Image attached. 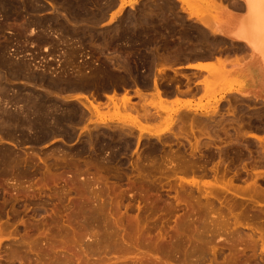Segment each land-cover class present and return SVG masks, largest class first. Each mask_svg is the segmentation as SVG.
I'll return each instance as SVG.
<instances>
[{
    "label": "rangeland",
    "instance_id": "rangeland-1",
    "mask_svg": "<svg viewBox=\"0 0 264 264\" xmlns=\"http://www.w3.org/2000/svg\"><path fill=\"white\" fill-rule=\"evenodd\" d=\"M53 3H51V2ZM60 1V2H59ZM78 1V0H77ZM85 1V2H84ZM92 1V2H91ZM100 1H102V3L101 2H99V0H98V2H97V0H96V3H95V0L93 1V0H79L78 2H75L74 4H75V6H78V9H81V10H83V11H81V14L84 16H82L81 15V18H83V19H81V18H74V19H77L76 21L78 22L80 19H81V21H80V24H81V26H80V24H77V25H75L74 23L75 22H73V21H75V20H73L71 23H67L66 25H68L67 27H70L71 28V31H73V32H76L77 34H75V37L76 36H78V37H81L82 38V40L81 41H83V42H80L79 43V41L78 40H75L74 38H73V40H72V43L73 44H71L70 42L71 41H60L59 42V40L58 39H60L61 38V34H59L58 35V33H55V32H52L51 30H50V32L48 33V31H44V32H42V33H44L45 34V32L47 33V34H49L48 35V37H49V39L47 40V41H37L35 38H37L38 36H39V33L41 32L40 30H41V28H40V26H43V25H45V24H47V23H49V20L51 21H54V19H56V18H60V19H62V16L63 15H65V11H64V9L62 8L63 7V3L61 2V0H56V1H52V0H49V1H47V0H37L36 2H35V5H34V8L37 6L38 8H33L32 10H31V12L33 13V14H31V12L29 13V16H28V18L30 19V20H34V24L32 23V25H30L28 28H26V30H25V32H24V34L26 35V39H27V41H28V43L29 42H31V43H33L32 45L29 43H27V41L25 42V43H23L24 41L21 39V41L20 40H18L13 34L15 33V30H12V29H16V27L15 26H17V24L20 22L19 20V22L18 21H16V20H12V19H9V20H7V23H9V24H7L6 23V20L4 21V19L2 20L1 18H0V23L2 24V26L4 27V30H6V31H4L3 30V32H1L0 33V41H2V43L0 42V44L2 45V44H8L9 43V45H7L8 46V48H10V49H8L7 48V50H8V52H7V50H6V56L8 55L9 56V59H12V60H18L19 59V61L20 60H23V62H27V63H29L28 61H30V63L32 64H30V66H32V67H34L35 69H37L38 70V68L40 69V68H43V69H48L47 71L48 72H51L53 75H57V74H60L61 73V71H62V74L66 71V73L65 74H67V76H69V77H71L72 76V78L74 77V75H73V73L75 74V75H77L76 77L78 78V77H81L82 76V74H84L85 76L86 75H88L87 77H89L88 79H90V80H92L93 79V81L94 82H104V80H105V82H107L108 80L109 81H112V79L114 78H117V77H119L118 79H120L121 78V80L122 81H120V85L122 86V88L120 87V85L118 84L116 87H117V90L115 89V95H114V97L117 95V97H119V95H120V97H122V95H123V93L124 92H127V95H128V97L129 96H131L130 98H132V99H130L129 98V101H130V103H132L131 105L133 106V105H135V104H137L138 102L140 103L141 102V100L143 101V99L144 98H141V97H145V96H143L146 92H147V90H148V92H150V93H152L153 91H154V93L157 91V90H159V89H161V90H163L164 88V90H166V88H167V91L168 92H160V90H159V93H164V94H162V96L163 97H166V98H168V96L170 97L171 95H170V93H173V90H174V87L176 88V87H178L179 88V90L180 91H185V89L188 91H186L189 95V97H191V98H189L188 100V103H187V100H185V102L184 101H182V104H180V103H177V102H173V100H170L169 98V100L168 99H166V101H163L164 102V104H162V105H164L165 106V109L167 110L168 108L169 109H171V108H173L171 111L168 109L167 110V114H169V115H163V113L165 112L166 113V110L165 111H163L164 110V107L163 106H160V104L158 103V105L157 104H155V107H153L154 106V104H151V100L152 99H150V98H147V100H149L148 101V104L150 103V106H152V107H150L147 103V105H146V108H148L147 110H149V111H147V113H148V115H146V117L147 116H149V117H147L148 118V121H147V124H145L146 123V121L145 120H147V118H145V117H143L142 116V114H143V111H144V109L142 110V108H145V106L143 105V103H144V101L145 102H147V100H145L144 99V101H143V103L141 104L142 105V108H141V106H140V104L138 103V105H139V107L141 108H139V107H137L138 108V110H142V112L140 111V113H141V121L142 120H144V121H142V124L143 125H147V128H146V130L149 128V129H151V130H148L149 132H152V133H149L148 131H146V130H144L143 132H142V134H143V136L142 137H140L142 134H141V132H139L138 131V129L136 130V128L133 126V130H131V131H126L125 133H123V135H122V139H121V135L120 134H122V132H124L125 130H126V128H127V126L128 127H132L131 126V122L129 121L130 119V117H132V116H135L136 114L135 113H137V112H133V110H132V113H134V114H132V113H130V112H125L124 110H122V108H118V109H116V110H114L115 108L113 107V104L111 103L112 101L110 100V96L111 97H113L112 95H113V93H114V90H113V88L112 87H109V89L108 88H106V90L105 89H102V90H100L99 92H98V94H99V96L97 97V100H95L96 99V97L94 96V102H93V100H92V98H91V96H89V93H91L92 92V90L94 91L95 89H90V90H74L73 92L71 91L70 93H69V95H68V93H66V94H61V95H67V96H72V97H74V96H76L77 97V99L78 100H83L84 102H85V104L87 103L88 104V106L92 109V104L90 105V102L91 103H93V105H97V104H101V106L102 105H104V106H102V107H99L100 108V111L101 112H98V113H101L100 115H98L97 113H96V116L94 115V117H96V118H94V117H92V119H89V120H85V121H83L84 122V124L82 123V124H80L81 125V130H79L80 129V126H78V130H76V131H78V132H76L77 134H79V133H85L84 131L90 126V128H88L86 131L89 133V132H91L92 130H90L91 128H93L94 127V124L95 123H93V122H96L97 124L98 123H100V124H98V126L97 125H95V127H94V130L93 131H95V128H96V130H99V129H101L100 130V132H101V137H102V139L104 140V144L106 145H108V144H111V146L113 145H118V146H123L122 147V149L123 150H121L120 151V153H122V155H120V153H119V156H118V160L117 161H112V163H108V162H106V160H105V162L106 163H104V162H102V160H92V159H88V157H87V154H83V155H85V158L84 157H82L83 159H84V162H83V166H84V169L86 168H90V166H91V168L90 169H92V170H95V167H93L95 164L97 165V166H99L100 164L99 163H101V169H108L107 171L108 172H110L111 170V172L110 173H112L113 172V170L114 169H118V170H121L122 172H119L118 170H114V171H116V172H113V174H116V173H118L119 172V175H112L111 177L112 178H110V173H109V175H107L105 172H107V171H105L104 172V169L103 170H99L100 168V166L99 167H97L96 168V170L94 171L95 173H93V171L92 170H86V171H84L83 173H82V176H77L76 178L74 177V176H71V174H69L70 172H71V169L70 168H72L73 167V165H74V163H76V162H74V163H71V166L69 167V168H67L68 167V164H70L69 162L67 163V166H63V164H62V167H60V168H58L57 169V171L59 172V173H57V176L58 177H60L59 176V174L62 176V178H61V180L60 179H56L57 177L56 176H54V175H56V173H55V169H54V166H52L53 164V160L51 159V161H50V157L52 158V152H53V146H56V145H60L61 144V142H62V144H61V146H63V147H68L67 149L68 150H71V149H74V146L76 147V145H77V143L79 142V140H78V136H76V137H73L72 139H70L69 141H68V144H67V141L65 142V141H63L60 137H57L58 139H55V138H51L50 137V139H44L41 143L39 142V143H33V145H32V142H30V141H27V143H26V141H22L23 143H20L19 142V144H18V142H16V141H14L13 140V142H12V140H9V139H3V141H2V139H0V147L1 146H3V147H1L0 148V150L2 149V151L4 150V152H7V153H10L11 151V153H12V155H14V156H16V154L17 155H20V156H18L19 158H22V159H24V158H26V156L28 155V154H31L32 152V154H34V151L36 152H38V150H39V153H35V156H37L36 154H38V158L37 157H33L34 155H32L31 157L32 158H30V156H29V158H30V164L29 163H27V165H25L24 166V162H22V164L23 165H21L22 166V168L21 169H25V171L28 173V174H25V172H23L24 174H22L21 175V173L20 174H18V176L16 177L17 179L19 178V180H20V184L18 183L19 181H14V179L15 178H13V177H11V176H13L14 174L9 170V169H7V167H5V170H4V167L3 166H1L0 168H2V170H0V174H2L3 172H5L4 173V175L6 176V175H8V177L6 178V177H4L3 176V174L2 175H0V196H1V198H0V210H2V211H0L1 212V214L0 215H2V216H0V261L2 262L3 260H6L7 259V256L9 257L10 256V254L12 255V253L14 252V253H16L17 251H18V249H17V251L15 252V251H13L14 249H16V245L18 244V246H19V243H20V245H22V247H20L21 248V251L19 250L18 251V253H17V255H16V257H18V262H20L19 260L20 259H22L21 260V262L20 263H16L17 261L15 260V259H17V258H15L13 255L11 256L13 259H14V261H13V263L14 264H21V263H23V264H36L35 262H45L46 261V258H50V261H49V259H47L48 260V262H50L49 264H57V262L56 261H54V260H57L58 261V258L57 257H59L60 255H63V254H66L67 252H66V248H67V250H68V252H69V256H72L73 258H71V257H68L67 258V261L65 262L64 261V264H72L73 262L72 261H74V263L75 264H112V263H115V264H118V262L120 261V262H122L123 264H125L126 262L127 263H134V264H142V262L141 261H143V264H144V262H146V260H148L149 261V263H150V261L153 259L152 257H154V260L156 259L157 261L159 260V261H162V263L161 262H159V264H164V261H165V264H166V262H167V264H177V262L175 263V262H173V259L176 257L177 258V256L178 255H183V253H181L182 252V250H181V252H180V254L179 253H174V249H171L172 247H171V245L172 244H174L173 243V238L174 237H178L179 235H177V234H179V233H177L178 231H179V229L181 230L182 229V226L184 225L183 223L185 222V220L186 219H188L189 217H190V212L188 213V210H186V207L185 206H187L186 204H185V202H187V203H190L189 204V206L190 205H192L193 204V206H192V208L194 209V210H196L197 208L196 207H200L199 209L200 210H198L197 209V211H194V212H200L201 213V208H203V210L205 209V211H206V209H208V206H206L205 207V205L204 206H202V204L204 203V201L205 202H207V203H205V204H209L210 202L209 201H207V200H209L210 199V201L212 200L213 201V203H214V200H215V203L214 204H216L217 202L219 203H221V202H223L224 200H227V198L228 197H230L229 196V194H226L224 191H220L219 190V192L217 193V191H218V189L217 188H219L220 186H222V185H220V182L222 183V182H230L229 184H231V186L233 187V185H232V183L231 182H233V184H234V188H235V185H237L238 186V188H239V186H240V191H241V187H242V190L243 191H241V194H239L238 192H240V191H238L237 189H235L234 190V188H232L230 185V187H231V189L229 188V190H231L232 192L234 191V192H236V198L234 197V200L233 199H230L229 201L227 200L226 201V203L228 204L229 202H231V203H229L230 205H231V207H232V204H235L236 206L235 207H238V210H236V208H234V205H233V209H234V213H236L237 211H239V210H241V211H244V213H243V215H245L246 216V218L244 217V220L243 221H241V223H245V224H247L248 225V227L250 228L251 227V229L253 228V230L252 231H254V232H252V237L254 238H252L253 240L252 241H249V239L247 240V237H245L246 239L243 241V239L242 238H238L237 237V235H235L234 236V234H235V231H234V234L232 233L231 234V232H233L232 230H233V228H231L232 226H233V222H232V220L234 221V219L233 218H230V216H229V214H228V217H225V218H227V222H228V224H227V227H230L231 225V227L228 229L227 228V230L229 231V233H227L228 231L226 230V228H224L223 227V229L225 230H222V231H224V232H222L221 231V229L219 230V232L218 231H216V233L218 232V235L214 232L215 231V228L213 229V232H214V234L215 235H213V236H216V237H213L212 235H207V236H210V237H213V238H215V240H213L212 242H211V244L214 246V245H217V246H215L216 248L218 247V246H221L222 244V248H223V246H224V248L222 249L221 247H219V251H216L215 250V247H214V249H213V253L216 251L217 253L219 252V255L215 252L214 253V255L215 254H217V257L218 258H220V259H215V258H217V257H215L214 256V260H213V262H214V264H216V263H218V264H223V263H220V262H222L223 260H222V258L224 259V253H227L228 254V252H225L226 251V247H228V246H225V245H227L228 243V240L229 239H233V241L236 239V238H238L237 239V242H235V243H237L236 245V247L238 248V250L237 251H239L240 249H239V247L242 245V247H240V248H244L242 251L243 252H245L246 251V254L248 255V257H247V255H246V258H245V253L243 254L242 252H240L242 255H244L243 257H242V255L239 253V252H237V254L239 253L240 254V256L244 259L245 258V260H247L248 261V258H250L249 259V262H245L243 259H242V261L244 262L243 264H247V263H249V264H264V242L261 244V242H262V240H256V239H260V235L262 234L260 231H262V230H264V143L262 142V143H259V142H257L256 140V130H255V126H256V121H257V115H256V102H254V101H252V100H250V99H247V98H244L243 96H241V95H239V94H235V93H231V95L230 94H228L227 96L226 95H223L224 93H225V91H226V89H224V88H222V87H220V88H218L216 85H217V80H213L212 79V81H214V83H212L211 84V87L209 86L210 84V82H206L204 85H203V89L201 90V89H197V90H195L194 91V88H192L193 86H192V82H193V80L195 79V77L190 73V72H187V71H181V70H177V66H179V65H182L188 58H191V56H193L194 54H198V53H202V52H200V50L202 51L203 50V46L201 47V45L196 41V39H198V31H199V29L197 28V27H195V26H193V24L191 23V21L190 20H186V19H184L182 16H180V14H178V6H177V2H175L174 0H148L147 2H145V0L143 1H141V2H137L136 0H132V1H129V2H125V1H123V2H121L120 4H118V0H100ZM113 1H116V3H114ZM136 1V2H135ZM55 2H58L57 3V5H56V3ZM106 2H108L107 3V5L105 4ZM135 4V5H130V6H132L131 8H125V6L124 5H129V4H133V3ZM144 2L146 3V4H144ZM152 2V3H151ZM161 2V3H160ZM168 2V3H167ZM38 3V4H37ZM51 3V4H50ZM61 3V4H60ZM112 3V4H111ZM114 3V4H113ZM151 3V4H150ZM42 4V5H41ZM80 4V5H79ZM88 4H91V5H88ZM93 4V5H92ZM97 4V5H96ZM99 4V5H98ZM105 4V5H104ZM109 4V5H108ZM111 4V5H110ZM141 4V5H140ZM153 4V5H152ZM157 4H158V6H157ZM161 4V5H160ZM50 5H52V6H50ZM55 5V6H54ZM59 5H60V7H59ZM86 5V6H85ZM96 5V6H95ZM100 5H102V6H100ZM112 5H113V7H112ZM157 7H156V6ZM160 5V6H159ZM56 6H58V7H56ZM62 6V7H61ZM91 8H89V7ZM99 6V7H98ZM105 6L107 7L108 6V8H105ZM165 6V7H164ZM56 7V8H55ZM103 7V8H102ZM112 7V8H111ZM120 7H122V8H120ZM150 7V8H149ZM168 7H170V8H168ZM61 8L63 9L62 11L64 12H62L61 11ZM98 8H99V11H98ZM139 8V9H138ZM158 8V9H157ZM160 8V9H159ZM38 11H37V10ZM42 9V10H41ZM95 9H97V10H95ZM121 9V10H120ZM153 9V10H152ZM174 9V10H173ZM33 10H35V12L33 11ZM104 10V11H103ZM101 11V12H100ZM104 13H103V12ZM168 11V12H167ZM96 12H97V14H96ZM154 12V13H153ZM156 12V13H155ZM35 13V14H34ZM88 15H87V14ZM99 13V14H98ZM103 13V14H102ZM144 13V14H143ZM146 13V14H145ZM159 13V14H158ZM93 14V15H92ZM166 14V15H165ZM31 15H33L34 17H32ZM53 15V16H52ZM55 15V16H54ZM59 15V16H58ZM95 15H98L97 17H95ZM101 15H103V16H105V17H103V16H101ZM126 15V16H125ZM131 15V16H130ZM178 15V16H177ZM61 16V17H60ZM86 16H90L91 18L90 19H86L87 17ZM101 16V17H100ZM122 16V17H121ZM160 16V17H159ZM162 16H163V19H162ZM169 16V17H168ZM50 17V18H49ZM93 17H94V19H93ZM98 17H99V19H98ZM124 17H126V18H124ZM137 17V18H136ZM33 18V19H32ZM36 18V19H35ZM40 18V19H39ZM54 18V19H53ZM102 18V19H101ZM173 18V19H172ZM175 18V19H174ZM21 19V18H20ZM37 19H39V20H37ZM48 21H47V20ZM144 19V20H143ZM12 20V21H11ZM22 20V19H21ZM82 20H85V21H82ZM92 20V22H94L93 24H91L90 23V21ZM93 20H95V21H93ZM124 20V21H123ZM128 22H127V21ZM143 20V21H142ZM172 20V21H171ZM181 20V21H180ZM184 20V21H183ZM17 23H15V22ZM41 21H42V23H41ZM51 21V22H52ZM96 21H97V23H96ZM133 21V22H132ZM140 21V22H139ZM161 21V22H160ZM173 21H175V22H173ZM178 21H179V23H178ZM13 22V24L12 25H10L11 23ZM35 22H36V24H35ZM39 22V23H38ZM45 22V23H44ZM47 22V23H46ZM132 22V23H131ZM147 22H149V23H147ZM157 22V23H156ZM167 22V23H166ZM173 22V23H172ZM190 22V23H189ZM4 23V24H3ZM15 23V24H14ZM44 23V24H43ZM96 23V24H95ZM126 23V24H125ZM159 23V24H158ZM72 24V25H71ZM156 24V25H155ZM6 27H5V26ZM35 25V26H34ZM39 25V26H38ZM127 25V26H126ZM129 25V26H128ZM132 25V26H131ZM183 27H182V26ZM9 26V27H8ZM76 26V28H78V29H76V28H74ZM79 26V27H78ZM85 26V27H84ZM133 26H134V28H133ZM40 29H39V28ZM83 27V28H82ZM114 27H115V29H114ZM12 28V29H11ZM29 28H31L30 30H32L31 32H29ZM35 28H36V30H35ZM74 28V29H73ZM88 28H89V30H88ZM146 28V29H145ZM156 28V29H155ZM172 28V29H171ZM181 28V29H180ZM186 28V29H185ZM73 29V30H72ZM76 29V30H75ZM80 29H83L84 30V32H83V30L82 31H80ZM92 29H93V31H92ZM95 29H96V31H95ZM110 29H111V31H110ZM113 29H114V31H113ZM117 29H119L118 31H116ZM149 29V30H148ZM158 29V30H157ZM169 29V30H168ZM183 29V30H182ZM78 30H79V32H78ZM85 30H87V31H85ZM98 30V31H97ZM100 30V31H99ZM135 30V31H134ZM149 31V33H148V31ZM191 30V31H190ZM26 31L27 32H29V33H26ZM90 31V32H89ZM103 31H105L104 33H103ZM108 31V33L110 34V32H111V34L109 35L108 33H106ZM130 31V32H129ZM132 31V32H131ZM137 31V32H136ZM167 31V32H166ZM73 32H72V34H73ZM85 32H87V33H85ZM135 32H136V34H135ZM143 32L145 33L146 32V34L144 35L143 34ZM158 32V33H157ZM171 32V33H170ZM187 32V33H186ZM13 33V34H12ZM36 33V34H35ZM42 33H40V35L42 34ZM52 33V34H51ZM79 33H81V35H78ZM91 33V34H90ZM97 33H99V34H97ZM120 33V34H119ZM134 33V34H133ZM141 33V34H140ZM148 33V34H147ZM23 34V35H24ZM34 34V35H33ZM56 34V35H55ZM108 35V36H106V35ZM113 34H116V35H113ZM124 34H126V36H124ZM132 34V35H131ZM142 34H143V40H141L142 38ZM157 34V35H156ZM176 34V35H175ZM195 34V35H194ZM31 35V36H30ZM36 35V36H35ZM53 35H55V37L53 36ZM90 35V36H89ZM93 35V36H92ZM113 35V36H112ZM135 35V36H134ZM162 35V36H161ZM183 35H185L186 37H184ZM51 36H53V37H51ZM72 36H74V35H72ZM89 36V38H90V40H92V38L94 37V36H96V37H94L93 38V41L95 40L96 42H93V41H90L89 40V38H87ZM101 36H105L104 38L103 37H101ZM113 38H112V37ZM115 36V37H114ZM119 36H121V37H119ZM131 36H132V38H133V41H132V38H131ZM136 36H137V38H136ZM138 36H139V40H138ZM141 36V37H140ZM176 36V37H175ZM30 37L32 38V40H33V38H34V40H33V42L31 41V39H30ZM57 37H59L58 39H57ZM101 37V38H100ZM156 37V38H155ZM174 37V38H173ZM188 37V38H187ZM195 37V38H194ZM52 38V39H51ZM55 38V39H54ZM87 38V39H86ZM101 40H100V39ZM111 39V40H109L108 41V39ZM121 38V39H120ZM134 38H136L135 40H134ZM146 38V39H145ZM152 40H151V39ZM158 38H159V40H158ZM177 39V41H176V39ZM184 38V39H183ZM190 38V39H189ZM53 39H54V41L56 42H54V46H53V43L52 42H50V41H53ZM97 39V40H96ZM99 39V40H98ZM117 39V40H116ZM120 39V42L121 43H118L119 40ZM131 39V40H130ZM145 39V40H144ZM150 39V40H149ZM156 39H157V41H156ZM165 39L166 40H168V41H165ZM183 39V40H182ZM4 40V41H3ZM5 40H6V42L7 43H4L5 42ZM15 40V41H14ZM50 40V41H49ZM74 40H75V42L76 43H74ZM84 40H87V41H84ZM89 40V41H88ZM149 40V41H148ZM99 41V42H98ZM105 41H107V43H104ZM116 41H117V43H116ZM130 41H131V43H130ZM149 43H148V42ZM171 41V42H170ZM175 41V42H174ZM20 44H19V43ZM43 42H45V43H43ZM58 42V43H57ZM63 42V43H62ZM64 42H66V43H64ZM87 43V45H86V43ZM135 44H134V43ZM146 42V43H145ZM218 42V43H217ZM217 48L219 47V48H221L222 46H223V44H222V42L220 43V41H218L217 40ZM17 45H16V44ZM23 43V44H22ZM42 43V44H41ZM71 45H70V44ZM81 43H83L82 45H81ZM92 43V44H91ZM111 43V44H110ZM113 43V44H112ZM116 43V44H115ZM123 43V44H122ZM28 44V45H27ZM36 44V45H35ZM74 44H76L75 46H74ZM78 44V45H77ZM89 44V45H88ZM96 44V45H95ZM106 44H109V46L111 47V50H110V47H108V45H106ZM119 44H121V45H119ZM126 44H128V45H126ZM149 44V45H148ZM152 44V45H151ZM157 44H159L158 46H156ZM197 44V45H196ZM18 45H20V46H18ZM26 45V46H25ZM47 45V46H46ZM51 45V46H50ZM58 45V46H57ZM66 45V46H65ZM68 45H69V47L70 46H72L73 48L75 47V49H76V51L77 52H75L74 53V51H70V50H73V48L72 49H69V47H68ZM87 47H86V46ZM90 45H91V47H90ZM94 45V46H93ZM106 45V46H105ZM116 45V46H115ZM118 45V46H117ZM140 45V46H139ZM146 45V46H145ZM153 45H154V47L156 48V47H158V48H156L155 50H156V52L153 50ZM165 45V46H164ZM172 45H174V46H172ZM220 45V46H219ZM16 46V47H15ZM25 46V47H24ZM84 46V47H83ZM121 46V47H120ZM124 46H125V48H124ZM144 46V47H143ZM148 46V47H147ZM160 46V47H159ZM163 46V47H162ZM182 46V47H181ZM196 46V47H195ZM199 46V47H198ZM19 47V48H18ZM21 47V48H20ZM24 47V48H23ZM30 47V48H29ZM48 47H50V48H52V49H48ZM53 47L55 48V50H56V48L58 47V49L55 51L54 49H53ZM61 47V48H60ZM66 47H68V48H66ZM79 47L82 49H80V51H82L81 52V54H80V52H78L79 50ZM102 47V48H101ZM106 47H108V48H106ZM115 47V48H114ZM123 47V48H122ZM132 47H133V49H132ZM136 47H139V48H136ZM150 47H151V49H150ZM173 47V48H172ZM176 47V48H175ZM195 47V48H194ZM23 48V49H22ZM99 48H100V50H99ZM103 48H104V50L105 51H103ZM113 48V49H112ZM131 48V50L129 51V49ZM142 48V49H141ZM165 48V49H164ZM219 48H218V50H219ZM19 49H20V51H19ZM62 49V50H61ZM69 50L70 51V53L73 55L74 54V57L73 58H71L72 57V55L69 53V51H67V50ZM74 49V50H75ZM86 49H87V51H88V53L86 52ZM90 51H89V50ZM95 49H97L96 51H95ZM102 49V50H101ZM107 49V50H106ZM118 49V50H117ZM121 49H122V51H121ZM126 49H128L127 51H126ZM136 49H138V50H136ZM144 49V50H143ZM146 49V50H145ZM162 49V50H161ZM186 49H187V51H186ZM50 50H51V52H50ZM66 50V51H65ZM84 50V51H83ZM95 51V53H94V51ZM108 50H110L111 51V53H110V51H108ZM115 52H114V51ZM134 50V51H133ZM137 52H136V51ZM141 52H140V51ZM151 50V51H150ZM172 50V51H171ZM184 50V51H183ZM12 51V52H11ZM17 51V52H16ZM63 51L64 52H66L65 53V57L63 56L64 55V53H63ZM116 51H118V53L116 52ZM149 51H150V54H149ZM153 51V52H152ZM161 51H162V53H161ZM167 51V52H166ZM220 51V50H219ZM34 52V53H33ZM37 52V53H36ZM73 52V53H72ZM102 52H104V53H106V54H104V53H102ZM114 52V53H113ZM121 52H123V53H121ZM126 52V53H125ZM127 52H129L128 54H127ZM132 52V53H131ZM136 52V53H135ZM152 52V53H151ZM187 52V53H186ZM189 52V53H188ZM194 53V54H191V53ZM198 52V53H197ZM15 53V54H14ZM19 53V54H18ZM68 53V54H67ZM79 53V54H78ZM84 53V54H83ZM108 53V54H107ZM135 53V54H134ZM143 53V54H142ZM63 54V55H62ZM69 55V56H71V57H68V59H67V55ZM77 56H76V55ZM85 54H87L86 56H87V58H89L90 60H88L87 58H86V56H85ZM89 54V55H88ZM91 54H92V57L90 58L89 56H91ZM101 54H102V56H101ZM109 54H110V56H109ZM113 54H115V55H113ZM116 54L121 58V55H122V58L121 59H123V60H120V58H118V56L116 57ZM121 54V55H120ZM133 55V56H131V55ZM142 54V55H141ZM152 54V55H151ZM161 54V55H160ZM177 54V55H176ZM189 54L191 55L190 57H189ZM13 55H15V56H13ZM38 55V56H37ZM78 55H81V56H78ZM104 55H108L109 56V58H108V56L105 58V56ZM126 55H128V56H126ZM141 55V56H140ZM147 55V56H146ZM154 55V56H153ZM164 55V56H163ZM179 55V56H178ZM185 55V56H184ZM11 56V57H10ZM35 58H34V57ZM40 56H41V58H40ZM95 56V57H94ZM115 56V57H114ZM127 58V61H125V62H127V64L124 62V60H126V58ZM135 56V57H134ZM152 56V57H151ZM157 56H159L160 58H159V60H158V57ZM163 56V57H162ZM166 56V57H165ZM14 57H15V59H14ZM19 57V58H18ZM113 57H114V59H113ZM124 57V58H123ZM129 57H134V58H129ZM168 57V58H167ZM186 57H187V59H186ZM64 58H66V60L64 59ZM69 58H71V59H69ZM74 58H75V60H74ZM99 60H98V59ZM111 58V59H110ZM116 58V59H115ZM138 58V59H137ZM140 58V59H139ZM143 58V59H142ZM149 58V59H148ZM157 58V59H156ZM59 59V60H58ZM91 59H93L92 61H94V62H92V64H93V66L94 65H96V66H94L95 68L97 67H99L98 69L96 68H91V66H92V64L90 65V63H91ZM97 59V60H96ZM101 59V60H100ZM106 59V60H105ZM136 59V60H135ZM161 59V60H160ZM163 59H165V60H163ZM25 60V61H24ZM71 61V64L73 65V63H75V61H76V64H74V67L77 65L78 67L75 69L73 66L71 67V64H70V61ZM85 60V61H84ZM109 60H110V63L112 64V65H114V67L112 66V65H110V63H108L109 62ZM114 60V61H113ZM115 60H117V62L118 63H114V62H116ZM131 60V61H130ZM134 60V61H133ZM157 60V61H156ZM45 61V62H44ZM47 61V62H46ZM63 62V64L65 63V65L63 66V64H62V62ZM66 61V62H65ZM74 61V62H73ZM87 61V62H86ZM96 61H99L98 62V64L100 65V64H102V61L104 62V65H101V66H99L97 63H96ZM134 62V64H133V62ZM142 61V62H141ZM144 61V62H143ZM149 61V62H148ZM154 61V62H153ZM177 61V62H176ZM184 61V62H183ZM68 62V64H70V65H68V64H66ZM101 62V63H100ZM122 62V63H121ZM156 62V63H155ZM61 63V64H60ZM88 63V64H87ZM124 63V64H123ZM140 63V64H139ZM160 63V64H159ZM172 63H174V65L172 64ZM176 63V64H175ZM36 64V65H35ZM60 64V65H59ZM79 64H80V66H79ZM108 66H107V65ZM120 64V65H119ZM156 64H158V65H156ZM167 64V65H166ZM171 64V65H170ZM35 65V66H34ZM50 65V66H49ZM54 66V67H52V66ZM82 65H84V66H82ZM88 65V66H87ZM90 65V66H89ZM110 65V66H109ZM120 67V70H118L119 68H115V67ZM126 67H125V66ZM137 65V66H136ZM139 65H141V66H139ZM151 65V66H150ZM171 67H170V66ZM177 65V66H176ZM39 66V67H38ZM44 66V67H43ZM45 66L47 67V68H45ZM56 66V67H55ZM57 66H58V68H57ZM66 66L68 67V68H66ZM128 66V67H127ZM130 66H132L133 67V69H132V67H130ZM36 67H38V68H36ZM50 67V68H49ZM60 67L61 68H63V70H61L60 69ZM101 67V68H100ZM102 67H103V69H102ZM109 68V70H111L112 68V70H111V72L107 69V68ZM146 67H150V69H146ZM154 67H155V69H154ZM166 69H165V68ZM56 68V70H54ZM66 68V69H65ZM71 68H73V69H71ZM87 68V69H86ZM92 70H91V69ZM127 69V70H125L124 71V69ZM129 68H130V70H129ZM135 68V69H134ZM49 69H52V70H49ZM64 69H65V71H64ZM88 69L90 70L89 72H88ZM101 69V70H100ZM104 69H105V71H104ZM132 69V70H131ZM140 69H144L143 71L141 70L140 71ZM159 69V70H158ZM162 69H164V70H161ZM169 69V70H168ZM172 69V70H171ZM61 70V71H60ZM73 70V71H72ZM76 72H75V71ZM87 70V71H86ZM96 70V71H95ZM135 70V71H134ZM138 70V71H137ZM148 70H150V71H148ZM165 70H166V72H165ZM172 72H171V71ZM53 71H54V73H53ZM57 73H56V72ZM58 71H60L59 73H58ZM70 71H72V72H70ZM93 71V72H92ZM108 71V72H107ZM115 71V72H114ZM121 72V73H119V72ZM130 71V72H129ZM132 71V72H131ZM140 71V72H139ZM151 72V74L150 73H148V72ZM153 71H154V74H153ZM174 71H175V73H177V74H175L174 73ZM79 72V73H78ZM102 72V73H101ZM113 72V73H112ZM123 72V73H122ZM139 72V73H138ZM145 72H146V74H145ZM156 72V73H155ZM159 72H160V74H159ZM184 72V73H183ZM56 73V74H55ZM88 73V74H87ZM90 73H96V76H91V74ZM104 73H105V76H104ZM111 73V74H110ZM128 73V74H127ZM132 73L133 74V76H132V74L130 75V74ZM137 73V74H136ZM144 73V74H143ZM161 73H163V74H161ZM68 74H70V75H68ZM72 74V75H71ZM100 74V75H99ZM114 74H118V76L117 75H114ZM123 74V75H122ZM129 75V76H127V78L128 77H130L129 78V81H128V79L126 78V75ZM139 74V75H138ZM140 74L142 75V76H140ZM156 74V75H155ZM100 77H98V76ZM106 75H108V76H106ZM114 75V76H113ZM125 75V76H124ZM145 75V78L146 79H149V80H147L148 82H147V84H146V79L145 78H143V76ZM102 76V77H101ZM104 76V77H103ZM112 76V77H111ZM116 76V77H115ZM122 76V77H121ZM188 76V77H187ZM98 79H97V78ZM111 78V80H110V78ZM139 77V79H137ZM142 77V78H141ZM151 77V78H150ZM187 77V78H186ZM107 78H108V80H107ZM170 78V79H169ZM178 78H181V79H178ZM190 78V79H189ZM94 79H96V80H94ZM100 79V80H99ZM113 79V80H114ZM125 79V80H124ZM133 79H135L134 81H132ZM155 79V80H154ZM98 80V81H97ZM139 80V81H138ZM150 80H152V81H154V82H156L158 85H159V83L161 84V85H157V84H155L156 86H155V88H157V90H154L155 88L152 86L151 87V84H152V81H150ZM159 81V83L157 82V81ZM125 81V82H124ZM131 81H132V84H130L131 83ZM173 81V82H172ZM211 81V80H210ZM137 82V83H136ZM154 82H153V84L152 85H154ZM188 82H189V84H188ZM18 83V82H17ZM128 83L130 84L129 86H128ZM139 83H140V85H139ZM216 83V84H215ZM134 84V85H133ZM137 84H138V86L140 87L138 90L140 91V90H142L143 89V91L142 92H144L145 91V93H143V95H142V92L140 93V95H141V97H139L140 98V100H139V98H138V96H140V95H137V93H135V90L134 89H136L138 86H137ZM149 84H150V86H149ZM206 84H209V85H206ZM215 84V85H214ZM126 85V86H125ZM131 85H132V87H131ZM144 85H146V86H144ZM149 87H148V86ZM206 85V86H205ZM212 85H213V87H212ZM133 86L135 87L136 86V88H133ZM142 86V87H141ZM160 87V88H158V87ZM163 86V87H162ZM183 86V87H182ZM216 86V87H215ZM116 87H114V88H116ZM170 87V88H169ZM205 87H207V88H205ZM128 88V89H127ZM132 88V89H131ZM142 88V89H141ZM144 88H145V90H144ZM147 88V89H146ZM151 88H154L153 90L151 89ZM171 88H172V90H171ZM178 88H177V90H178ZM181 88H183L182 90H181ZM191 88V89H190ZM206 89V91H205V89ZM110 89H111V91L112 92H110ZM121 89V90H120ZM169 89V90H168ZM105 90V91H104ZM125 90V91H124ZM129 90V91H128ZM130 90H133V92L135 93H133L132 91H130ZM137 90V89H136ZM150 90H152V92L150 91ZM176 90V89H175ZM176 90V91H177ZM204 90V91H203ZM120 91H124V92H121V94H118V93H120ZM169 91H170V93H169ZM172 91V92H171ZM83 92V93H82ZM87 93V95H86V93ZM118 92V93H117ZM191 92V93H190ZM94 92H92L91 93V95L93 94ZM102 93V94H101ZM103 93H104V95H103ZM106 93V94H105ZM112 95H111V94ZM150 93H146L145 95H146V97H147V95H150ZM168 93V94H167ZM223 93V94H222ZM73 94V95H72ZM83 94V95H82ZM98 94H96V95H98ZM109 94V95H108ZM126 94V93H125ZM130 94V95H129ZM132 94V95H131ZM153 94V93H152ZM166 94V95H165ZM221 94V95H220ZM86 95V96H85ZM102 95V96H101ZM106 95V96H105ZM126 95V96H127ZM135 95L137 96V97H135ZM81 96V97H80ZM82 96H83V98H85V99H81L82 98ZM93 96V95H92ZM151 96V95H150ZM108 97V98H107ZM113 97V98H114ZM117 97H115V98H117ZM119 97V98H120ZM145 97V98H146ZM149 97V96H148ZM90 98V99H89ZM99 98V99H98ZM103 98V100H101ZM115 98H114V101L115 102H117L116 100H118V99H116L115 100ZM135 98V99H134ZM136 98H137V100H139V101H136ZM193 98V99H192ZM194 98H196V100L194 101ZM73 99V98H72ZM70 100V102H69V105H74V107L76 106V107H78V106H80L81 107V110H86V108H83V107H85L81 102H79L76 98H74L73 100ZM87 99V100H86ZM75 100V101H74ZM89 100H91V101H89ZM100 102H99V101ZM107 101L106 103H105V101ZM154 100V99H153ZM179 100V99H178ZM73 101H74V103L76 104H74L73 103ZM97 101V103H95ZM102 101H103V103H102ZM108 101H111L110 103H109V105L111 106V108H110V106H108V105H106L107 103H108ZM132 101H136L135 103H133ZM156 101V100H155ZM180 102H181V100H179ZM79 102V103H78ZM83 102V103H84ZM99 102V103H98ZM166 102H167V104H169L168 105V108H166L167 107V105H166ZM217 102V103H216ZM77 103L79 104V105H77ZM153 103H156V102H153ZM173 103V104H172ZM185 105H184V104ZM83 105V107H82V105ZM86 104V105H87ZM100 104H99V106H100ZM171 104V105H170ZM108 107H106V106ZM157 105V106H156ZM181 105H184V106H182V108H180L181 107ZM193 105V106H192ZM135 106H137V105H135ZM160 106V107H159ZM172 106V107H171ZM175 106H177V107H175ZM188 106V107H187ZM196 106V107H195ZM105 107H106V109H109V112H105L104 110H105ZM150 107V108H149ZM156 107H157V109L158 110H156V112H158L159 111V109L161 108V110L163 111V113H161L160 111V113L162 114H157L156 112H152V111H150V109H152V110H154V108L156 109ZM184 107V108H183ZM187 107V108H186ZM79 108V107H78ZM114 108V109H113ZM136 108V109H137ZM177 110H176V109ZM104 111V112H102V110ZM111 109V110H110ZM119 109H121V110H119ZM181 109V110H180ZM146 110V109H145ZM179 110L181 111V112H183V111H185L184 113L186 114H184V116L185 117H187V119H186V122H185V120H183V118H185V117H182L180 114H182V113H180V114H178V116H180V119L181 120H177L176 119V117H178L176 114L177 113H179ZM190 110V111H189ZM197 110V111H196ZM200 110V111H199ZM106 111H108V110H106ZM124 111V112H123ZM175 111V112H174ZM178 111V112H177ZM189 111V112H188ZM86 112H87V110H86ZM145 112V111H144ZM151 112V113H150ZM174 112V113H173ZM198 112H201V113H198ZM215 112V113H214ZM109 113V114H108ZM112 113V114H111ZM116 113V114H115ZM154 113V114H153ZM174 114V116H173V114ZM191 113H195V114H193V115H191ZM196 113H198V114H196ZM213 113V114H212ZM125 114V116H123ZM131 114V115H130ZM137 114H139V112L137 113ZM149 114H151V115H149ZM155 115V114H157L156 116H153V115ZM182 114V115H183ZM112 115V116H111ZM117 117H116V116ZM126 115H129V116H126ZM140 115V114H139ZM163 118L161 121H159L161 118H160V116ZM170 115H171V118H172V120L173 119H175V120H177L178 122H176L175 120H171L170 119ZM175 115H176V117H175ZM206 117H205V116ZM101 117V118H99V117ZM151 116H152V119H150L151 118ZM158 116H159V118H158ZM194 116H197L196 118L194 117ZM210 116V117H209ZM103 117V118H102ZM110 119H109V118ZM111 117H113V118H111ZM121 117V118H120ZM129 117V118H128ZM155 117V118H154ZM175 117V118H174ZM189 117H190V119L193 117L194 119V121L192 120H190L189 119ZM209 117V118H208ZM106 119V121L108 120V122L107 123H109V121H111V122H120L121 123V121L120 120H122V123L124 122L125 123V125H123V124H121V125H123V127L121 126V127H119L118 125L120 124H118V123H116V125L118 126V129L119 128H121V130H120V132L122 131V130H124V131H122L121 133L119 132V130H118V132L120 133V134H118V132H117V130H116V128H117V126L115 125V123H111L112 124V126H116V128H113V129H111V124H106V123H104L105 122V119ZM120 118V119H119ZM144 118V119H143ZM153 118L156 120V122L157 121H159L160 123H156L155 122V120H153ZM166 118V119H165ZM207 118V119H206ZM95 119H101L99 122H97V121H93V120H95ZM117 119H119V120H117ZM129 119V120H128ZM150 119V120H149ZM159 119V120H158ZM167 119H168V121H167ZM125 120V121H124ZM151 120H152V122H151ZM183 120V122H184V124L181 122ZM89 121H91V122H89ZM104 121V122H103ZM129 123V125H126V124H128L127 122ZM164 123H163V122ZM171 121V122H170ZM89 123H92V124H89ZM102 123H104V125L106 124V125H108V126H106V127H109V130H107L108 128H105V126L102 124ZM155 123V124H154ZM171 123H174V124H171ZM178 123V124H177ZM182 124V126H181V124ZM244 123V124H243ZM89 124V125H88ZM102 124V125H101ZM148 124H150V125H148ZM153 124V125H152ZM169 124H170V126L173 128V129H171V127H170V129L168 128L169 127ZM177 124V125H176ZM249 124V125H248ZM253 124V125H252ZM88 127H87V126ZM100 125V126H99ZM167 125V126H166ZM84 126H85V128H84ZM93 126V127H92ZM103 126V127H102ZM124 126L126 127V128H124ZM239 126V127H238ZM253 126V127H252ZM83 127V128H82ZM87 127V128H86ZM100 127V128H99ZM242 127V128H241ZM124 128V129H123ZM130 128H129V130H130ZM134 128H135V131H134ZM238 128H239V131H237L238 130ZM83 129H84V131H83ZM115 129V130H114ZM228 129V130H227ZM237 129V130H236ZM112 130V131H111ZM169 130V131H168ZM235 130V131H234ZM105 131V132H104ZM108 131V132H107ZM133 131V132H132ZM216 131V132H215ZM229 135V137H228V135L225 133V132ZM236 131H237V135L235 134L236 133ZM86 132V133H87ZM103 132H104V134H103ZM128 132H129V136H128ZM137 132V133H136ZM212 132H213V134H212ZM220 132V133H219ZM82 133V134H83ZM85 133V134H86ZM105 133L107 134V135H105ZM108 133H109V136H108ZM131 133V134H130ZM140 133V134H139ZM154 133V134H153ZM216 135H218V138H216L217 136H215V134ZM218 133V134H217ZM232 134V136H231V134ZM245 133V134H244ZM114 134V135H113ZM127 134V135H126ZM134 134V135H133ZM138 134V135H137ZM211 134V135H210ZM225 134V135H224ZM234 134H235V136H234ZM239 134L241 135V136H239ZM243 134V135H242ZM84 135V134H83ZM103 135V136H102ZM111 135V136H110ZM113 135V136H112ZM119 135V137H117ZM125 135V136H124ZM140 135V136H139ZM227 135V136H226ZM116 136V137H115ZM130 136H132V137H130ZM137 136H139L140 137V139L138 140V138L139 137H137ZM147 136V137H146ZM221 136V137H220ZM230 136H231V138H230ZM233 136H234V139H233ZM243 136V137H242ZM111 137V138H110ZM227 137H228V139H227ZM239 139H238V138ZM255 137V138H254ZM137 138V139H136ZM235 138H237L238 140H236ZM243 138V139H242ZM62 141H61V140ZM121 139V140H120ZM128 139V140H127ZM233 139V140H232ZM241 139V140H240ZM249 139V140H248ZM254 139V140H253ZM58 140H60V141H58ZM108 140V141H107ZM135 140V141H134ZM143 140V141H142ZM251 140V141H250ZM2 141V142H1ZM72 141V142H71ZM122 141V142H121ZM126 141V142H125ZM127 141H129V142H127ZM132 141V142H131ZM164 141H165V144H164ZM167 141V142H166ZM229 141H234V142H229ZM16 142V143H15ZM55 142H57V143H55ZM65 144H64V143ZM116 142V143H115ZM121 142V143H120ZM162 142H163V144H162ZM196 142H199V143H197L196 144ZM14 143H15V145H14ZM25 143V144H24ZM43 143V144H42ZM55 143V144H54ZM130 143V144H129ZM140 143V144H139ZM201 143V144H200ZM229 143V144H228ZM242 143V145H240ZM245 143V144H244ZM24 144V145H23ZM31 144V145H30ZM68 146H67V145ZM160 144V145H159ZM237 144V145H236ZM263 144V145H262ZM21 145V146H20ZM74 145V146H73ZM127 145V146H126ZM247 145V146H246ZM52 146V147H51ZM126 146V147H125ZM243 146V147H242ZM263 146V147H262ZM4 147H6L7 148V150L4 148ZM34 147H35V149H34ZM170 147H171V149H170ZM247 147V148H246ZM262 147V148H261ZM51 148H52V150H51ZM71 148V149H70ZM125 148V149H124ZM127 148V149H126ZM192 148H194L193 149V152H196L195 154L192 152ZM196 148V149H195ZM170 149V153H169V150ZM179 149H180V155H183V156H180L178 153H179ZM185 150L186 151V153L188 152V153H190V154H186V153H183L184 151L183 150ZM190 149V150H189ZM197 149H199V150H197ZM32 150H34V151H32ZM41 150H42V152H41ZM48 150V151H47ZM49 150H50V152H49ZM67 150V151H68ZM106 150V151H105ZM105 150L103 151L104 153H106L105 155H102V153L100 154V157L101 156H104L102 159H103V161H104V158L106 159V158H108L107 156H109L110 155V153H109V150H107L106 148H105ZM128 150V151H127ZM152 150V151H151ZM173 150V151H172ZM9 151V152H8ZM45 151V152H44ZM47 151V152H46ZM138 151V152H137ZM178 153H177V152ZM44 152V153H43ZM49 152V154L51 155V156H49V154H46V153H48ZM147 152V153H146ZM181 152H182V154H181ZM193 154H192V153ZM10 153V154H11ZM25 153V154H24ZM40 153L42 154H45V156H47L48 155V157L47 158H49V160H47V158L45 157V159H44V157H43V154H42V156L40 155ZM103 153V154H104ZM108 153V154H107ZM124 153V154H123ZM141 153V154H140ZM177 153V154H176ZM201 153V154H200ZM68 154H69V151H68ZM147 154V155H146ZM150 154V155H149ZM170 154V155H169ZM172 154V155H171ZM186 154V155H185ZM25 155V156H24ZM55 155V154H54ZM141 155V156H140ZM193 155V156H192ZM43 158V160H46V161H43L42 160V158ZM185 156H186V160H185V162L187 163V165H189L188 167H186L185 165H186V163H184V160H181L180 161V159H183V158H185ZM189 156V157H188ZM24 157V158H23ZM139 157V158H138ZM178 157H180V159H179V161L182 163H179L178 162ZM182 157V158H181ZM188 157V158H187ZM29 158H26L25 160H29ZM35 159V161H34V159ZM39 159V160H41L42 161V163H41V161H39L38 160V166H39V169H38V166L36 167V165H37V163H36V161H37V159ZM86 158H87V162H88V160L91 162H88L89 163V165L87 166V162H86ZM121 158H123L122 160H121ZM138 158V159H137ZM191 158V159H190ZM31 159H33V161L36 163V165H35V163L33 164V161L31 160ZM69 159V158H68ZM67 159V160H68ZM187 159H188V161H187ZM27 160V161H28ZM93 162H92V161ZM120 160H121V163H120ZM48 161H50V162H48ZM96 161H98V163L96 162ZM50 163V164H52V165H50V164H48V163ZM61 162V161H60ZM70 162H71V160H70ZM86 162V163H85ZM114 162V163H113ZM117 164H116V163ZM123 162H124V164H123ZM62 163V162H61ZM92 163H94V164H92ZM107 163L109 164V166H107ZM44 164H47V166L48 167H50L49 169H50V171H51V175L53 174V176H51L52 178L53 177H56V178H53V179H56V180H60L59 182H58V184H56V181L54 182V184L52 183V181H53V179H52V181H50V179H51V177H48V179H45V178H47V177H45L46 175L44 174V175H42L43 174V170H44V173H47L48 174V176H50L49 175V173H50V171H49V169H47L48 171H49V173H48V171L46 170V168H47V166L46 165H44ZM115 164V165H114ZM118 164H119V166H120V164L122 165V166H118ZM181 164V165H180ZM184 164V165H183ZM34 165H35V167H34ZM40 165H41V167H40ZM61 165V164H60ZM107 167H106V166ZM110 165H112V168L114 167V166H116V167H114L113 169L112 168H110V171H109V167H111ZM114 165V166H113ZM20 166V167H21ZM28 166H31V167H29V171H28ZM32 166L35 168V170H34V172H35V174L33 173V169H31L32 168ZM42 166H44V169H43V167ZM46 166V167H45ZM83 166H81V168L83 167ZM137 166V167H136ZM141 166H143V167H141ZM184 167L185 166V172H183V169H182V167ZM24 167V168H23ZM51 167H52V169H51ZM63 167H64V169H68V170H63L65 173H61V171H62V169H63ZM94 169H93V168ZM103 167V168H102ZM139 167H141L143 170H140L141 168H139ZM26 168H27V170H26ZM40 168H42L41 170H40ZM99 168V169H98ZM135 168V169H134ZM136 168H137V171H136ZM36 169H38V170H40V172L38 171V170H36ZM54 169V170H53ZM73 169H74V167H73ZM4 170V171H3ZM31 170V171H30ZM52 170H53V173H52ZM139 170V171H138ZM144 170H145V172L147 171V172H149V173H147V174H149V176H151L150 178H145L146 176L145 175H147V174H145V172H144ZM3 171V172H2ZM46 171V172H45ZM72 171H74V170H72ZM100 171H103L104 172V174H103V172H100ZM133 171V172H132ZM140 171H142V172H140ZM9 172H11L12 174H10ZM31 172V173H30ZM41 172H42V174H41ZM69 172V173H68ZM86 172H89V173H86ZM92 172V173H91ZM96 172H99V173H101V174H97ZM130 172V173H129ZM132 172V173H131ZM144 172V173H143ZM30 173V174H29ZM55 173V174H54ZM67 173V174H66ZM72 173V172H71ZM125 174V176H123L124 174ZM137 173H139V174H137ZM34 176H33V175ZM38 174V175H37ZM83 174L84 175H86L85 177H87V175H88V177H93V178H95L94 180L92 179L91 180V183H92V181H94L92 184L95 186V184H96V186L95 187H93V185H88L89 184V182H88V184H85L84 186H86V188L88 189L89 187L90 188H93V190H95V188L98 186V184L96 183L98 180H99V186H100V188L102 187V189H99L98 187L96 188V189H98L97 191L95 190L94 192H98L99 193V191L100 190H102V192H103V194L105 193V195H104V198L105 197H107V199L105 198H103L102 196H100L101 198H98V199H100V201L97 199V198H95V199H97V200H95V201H97L96 202V205H95V207L93 206L94 204H95V202H94V199H92L93 198V196L94 195H92V192H93V190H90L89 191V189L87 190L85 187H83L84 189V191H81L80 193H82V194H78V192H77V190L79 191V186H81L80 185V183H78V182H76V180H81V178L82 177H84L83 176ZM120 174H123L122 176L120 175ZM128 174V175H127ZM137 174V177L136 176H132V175H136ZM142 174V175H141ZM152 174V175H151ZM235 174V175H234ZM30 175V177H28ZM72 175H74V173H72ZM103 177V178H107V179H103L101 176ZM138 175H139V178L140 177H142L143 179H139L138 178ZM143 175H144V177H143ZM20 176H22V180L20 179ZM23 176H26V177H23ZM41 176H42V178L43 179H45L46 181L48 180L49 182H46L47 183V186L48 185H50V188L49 187H47L46 185H45V182L44 181H42L40 178H41ZM69 176H71L70 178L73 180V178L72 177H74L75 179V183H74V187L76 186V184H79V186H77L78 188H73V186H70V187H67L68 185L67 184H69L70 185V178H69ZM76 176V175H75ZM116 176H121V181H122V183L120 182L119 183V186H118V181H115L116 180ZM258 176V177H257ZM15 177V176H14ZM84 177V178H85ZM91 177L89 178V180L91 179ZM132 177H135V179L133 180L134 182L137 180H142L141 181V183H140V181H136L135 183L134 182H132ZM148 177V176H147ZM262 177V178H261ZM6 178V179H5ZM10 178H12V179H10ZM115 180H114V179ZM137 178V179H136ZM253 178H255V179H253ZM256 178H257V180H256ZM40 179V180H39ZM69 179V180H68ZM83 179V178H82ZM85 179H87V178H85ZM96 179H98V180H96ZM153 179V180H152ZM253 179V180H252ZM29 182H31V183H33L34 184V182H38V180H39V182H41L40 183V185H42V183L46 186H44V189H46V188H48L47 189V192H49L48 194H46L47 192L44 190V195L42 194V192L41 191H43V188L41 189V190H37V189H39V188H35L36 186H37V184H39V183H35L34 184V186H33V184H29L30 186H32L33 188H35L34 190H33V188H31L29 185V187L27 186L26 187V185L29 183ZM31 180V181H30ZM71 180V183H73V181ZM88 180V179H87ZM113 180H114V182H113ZM146 180H150V183H149V181H147V182H145ZM63 181H65V182H67L66 183V185H65V182L63 183ZM69 181V182H68ZM183 181V182H182ZM191 183L190 185H189V183ZM216 181H217V183H216ZM252 181H253V183H255L254 185H255V188H257L255 191H253L254 193H256V191H258V184L260 183L261 185H259V189L260 188H262L261 190H259L260 192H263V193H258V195L256 194V196L254 195V193H252V192H249V194L250 195H248V196H251V193L254 195V197H252V199H253V201H251L252 199H249V197H248V199H247V201H250V202H246V200H245V198H247V197H245V196H247L246 194H243V192L245 191H247L245 188H247V187H244V186H248V185H250L251 186V184H252V186H253V183H252ZM18 183V187H19V189L20 190H22L23 191V187H26L25 189H29L28 191H34V192H36V193H33L34 195H35V198H34V196H32L31 195V197L32 198H27L28 196H30V194H32L31 192L29 193V194H27L28 193V191L26 190V192H25V189H24V191L23 192H25V193H23L22 191H17V190H19V189H17V184L16 183ZM116 182H117V185H115L116 184ZM143 182V183H142ZM186 182V183H185ZM192 182H193V184H192ZM196 183V186L194 185L195 183ZM249 182H251L250 184H249ZM14 183L16 184V185H14ZM51 183H52V185H51ZM60 183H62V184H64V185H59ZM136 184V185H134V184ZM151 183H152V185H151ZM245 183H248L247 185L245 184ZM258 183V184H257ZM120 184H122V186L120 185ZM138 184H140V186L138 185ZM213 184V185H212ZM241 184V185H240ZM40 185H38V186H40ZM53 185H57V187L59 186V188H61L62 189V192H61V189H60V191L59 190H57V192L56 191H54V190H56V189H59V188H52V187H55V186H53ZM71 185H73V184H71ZM197 185H198V187H200V188H198L197 187ZM213 186L212 188L215 190V185L216 186H218V187H216V189L217 190H215L216 191V197H217V195H218V197L217 198H215V192H214V190L211 188L210 189V186ZM37 186V187H38ZM62 186L64 187H67V188H62ZM209 188V191H211L214 195H211V196H209V192H208V188ZM237 186H236V188H237ZM12 187H14V188H12ZM16 187V188H15ZM82 187V186H81ZM106 188V190H105V188ZM117 187L119 188V189H117ZM244 187V188H243ZM70 188H71V190H70ZM72 188L73 189H75L74 191L75 192H77V193H75V196L73 195L74 193V191L72 190ZM199 189V190H197V189ZM250 188V187H249ZM252 188V187H251ZM14 189H17L16 191L14 190ZM49 189H53L52 191L51 190H49ZM63 189H65V190H67V189H69L70 190V193L69 194H72L73 196H74V198L72 197L71 198V200L70 199H68V201H67V198H69V197H67V195H68V193H66L65 194V196L63 197L62 196V194L61 193H63ZM106 191V192H104V190ZM120 189H122V190H120ZM219 189H221V188H219ZM86 190H87V192H86ZM119 190L121 191L120 193H122L121 195H119L120 193H119ZM213 190V191H212ZM222 190V189H221ZM238 192H237V191ZM32 191V192H33ZM40 191V194H37L38 192ZM68 191V190H67ZM66 191V192H67ZM92 191V192H91ZM141 191V192H140ZM177 191H179V192H177ZM258 191V192H259ZM46 192V193H45ZM51 192H53V193H51ZM57 193L56 195H58V198H56V195H54L55 196V198H53L54 196L52 195V194H55V193ZM60 192V193H59ZM72 192V193H71ZM93 192V193H94ZM101 192V191H100ZM108 192V193H107ZM175 192H177V193H175ZM201 192H203V193H201ZM208 193V196H207V193ZM244 192V193H245ZM51 193V194H50ZM84 193L87 195V197H88V195H89V197H90V200L88 199V200H86L87 199V197H85L86 195H84ZM95 193V194H96ZM97 193V194H98ZM132 193V194H131ZM134 193V194H133ZM139 193V194H138ZM155 193H157V194H159V196L156 194L155 195ZM180 193V194H179ZM206 193V194H205ZM225 193V194H224ZM25 194V195H24ZM37 194V195H36ZM80 196V198L82 197V195H84V197H85V199L83 200L84 201V205H86L87 206V204H92V205H88L87 207V210L89 209L90 211H87L86 210V206H85V210H86V212H83V213H80V214H78V216L79 215H81V217L83 216V214L84 213H87L86 214V216H85V214H84V216L81 218V220L82 221H80V219H77V218H75V219H77V222L75 221V219H74V222H72V220H71V216L76 212V211H78V210H76V211H74V213H71L72 211H68L69 209H70V207H71V205H72V203H73V205L75 204V205H77L78 204V202L81 200L80 198H79V196ZM90 194H91V196H90ZM100 194V193H99ZM107 194V195H106ZM137 194V195H136ZM140 194L142 195V196H140ZM179 194V198L181 199V200H184V202H182V203H180V202H178V201H181L179 198H177V195ZM183 194V196H181ZM186 194V195H185ZM189 194H190V196H189ZM211 194V193H210ZM41 195V196H40ZM60 195V196H59ZM71 195V196H72ZM76 195L78 196V197H76ZM100 195H102V193L100 194ZM175 195H176V197H175ZM204 195H206V197L207 198H204ZM226 195H228V197L226 196ZM237 195H240V197L239 196H237ZM245 195V196H244ZM37 196H39L40 198H42V197H44V198H42V199H44V200H46L45 201V203H41L42 202V199H40V198H38ZM69 196V195H68ZM158 196V197H157ZM170 196V197H169ZM172 196V197H171ZM224 196H226V198L224 197ZM25 197H26V200H24L25 199ZM67 197V198H66ZM95 197V196H94ZM132 197H133V199H132ZM138 197L139 198H141V199H138ZM159 197L161 198L159 201H158V199H159ZM174 197H175V199L177 198V199H179L178 201H177V199L175 200L174 199ZM181 197H186L185 199H182ZM194 197V198H193ZM208 197H210L209 199H208ZM212 197H214L215 199H213ZM238 197H239V199H238ZM242 197H244V200H243V198ZM36 198L39 200V202H40V205H37V204H39V202H38V200L36 201ZM76 198H77V200H76ZM78 198H79V201H78ZM104 200H108V201H110V203L107 201V204L108 205H106V204H104V203H102V200L103 199ZM158 198V199H157ZM222 198H225V199H223V200H221L220 201V199ZM231 198H232V196H231ZM241 198V199H240ZM3 199H6L5 201H7L6 203H5V201L3 200ZM30 199V200H29ZM31 199H33L34 201H36V202H38V203H35L36 204V206H35V204H32V202H34V201H32ZM57 199H58V201H57ZM60 199H61V201H62V204L64 203H67L66 205H62L61 204V202H59L60 201ZM74 199V200H73ZM131 199V200H130ZM136 199L140 202V205H142V209L140 208L141 206L138 204L139 202H137L136 201ZM205 199H207V200H205ZM218 199H219V201H218ZM65 202H64V201ZM70 200V201H69ZM80 201V202H82L83 203V201ZM92 200V201H91ZM103 200V202H105L106 203V201H104ZM144 200V202L142 203V201ZM156 200V201H155ZM217 200V201H216ZM258 200V201H257ZM4 202V204H2L3 202ZM78 201V202H77ZM87 201V202H86ZM89 201V202H88ZM145 201L146 202H148V203H146V205L148 204V206H146L144 203H145ZM158 201V202H157ZM169 201V202H168ZM189 201V202H188ZM211 201V202H212ZM254 201H256V202H254ZM55 202H59L62 206H64V210L62 209V213L61 212H58L57 210H55V211H57L58 213H60V215H57L59 218H55V219H53L54 218V213H55V211H53L54 210V208L56 207V206H58L57 208L59 209V210H61V208H63V207H61V205L60 204H58V205H54V203ZM70 202V203H69ZM75 202V203H74ZM79 202V203H80ZM91 202V203H90ZM94 202V203H93ZM98 202H101L102 204L100 205V204H98ZM135 202V203H134ZM166 202V203H165ZM178 202V203H177ZM209 202V203H208ZM245 202H246V204H245ZM251 202H254L255 204H250ZM8 203H9V205H8ZM77 203V204H76ZM85 203H87V204H85ZM137 203V204H136ZM142 203V204H141ZM165 203V204H164ZM170 203V204H169ZM192 203V204H191ZM212 203V205H210L209 204V206H213L214 204ZM217 203V205L219 206V205H221V204H218ZM223 203H225V201L223 202ZM225 203V204H226ZM241 203H243V204H241ZM6 204V205H5ZM12 206H11V205ZM42 204V205H41ZM56 204V203H55ZM111 204V207H112V210L111 209H108L107 210V208H109L110 205ZM138 205V207L143 211V209L145 210V211H143V213L142 212H140L141 210L136 206V205ZM227 204H226V206H227ZM228 204V205H229ZM240 204L242 205V206H244V207H242V208H244V210H242L241 208L239 209V207H240ZM16 206L17 207V212L15 213L16 215H14V212L16 211V207L15 208H13L14 206ZM54 205V206H53ZM72 205V206H73ZM75 205L73 206V207H75ZM98 205V206H97ZM106 206V209L104 208V210H103V212H105V210H107V212H108V214H111L112 212L111 211H114L112 214H113V216H112V214L111 215H107V213H105V215L106 216H108L107 218L108 219H110V218H112L111 220H115V218L116 217H114V215L116 216V215H120V217L119 216H117V218H116V223L118 222V221H120V222H118L119 224L121 223V222H124L123 224H126V222H127V226L128 227H130V228H126V225H125V227H124V225H123V229L125 228L126 229V231H128V229H129V231H131V228H133L134 227V229L132 230L133 232H134V234L137 232V229L135 228L136 227V223H133L134 221L136 222H138V221H140V223L138 224V229L140 230L142 227L141 226H143L144 227V221H145V219L147 218L146 216L147 215H145V213H147L146 211H149V207H152L153 206V209H154V211H156V212H153L152 213V215L150 214L149 215V218L150 219H148V220H146L147 222H149V223H145V227H146V225H147V229H148V232H149V230H151V231H153L152 233H154V236H155V234H156V236H155V238L157 237V238H160L159 237V235L161 236V238H162V235L163 236H167V232H168V235L170 236L169 238L171 239V236L173 237L171 240H172V242H170V239L168 238V236H167V238H168V240H169V242H167V238L165 239V237H163L164 238V240H166V242L168 243L167 245H169V246H167V247H170L168 250H170L169 251V253L171 252L173 255L172 256H175L174 258L173 257H171V255L168 253V250L167 249H165L164 251H162L163 253H165V252H167L169 255L167 256V258L168 257H171L170 258V260L172 261L171 263L170 262H168L167 260H169V258L167 259V258H165L166 257V255H163L162 253V256H161V254H159L161 251H159V250H157V247L156 246H154L155 247V249H154V247H152L154 244H153V242L152 241H157V238H156V240H155V238L153 237V235H152V233H146V234H149L150 236H152V238H150V236L148 237L147 235H145V232L147 231L146 229H145V227L143 228L144 230H146L144 233H142V234H139L138 236H141V237H135V235L137 234H135V235H133L134 237H135V241L137 242H132V240H134V238L132 237V238H129L128 237V235L126 234V233H128V232H124L120 227H122V223L120 224V226H119V224L117 223H115V221H114V223H115V226L119 229H117L116 227H114V228H116L115 229V231H114V233H116V230H118L117 231V233L116 234H118L117 235V238H114V240H119V243L116 241V242H112V244L110 243H108L109 245H107V243H106V248L104 247V249H102V250H105L106 251V249H109L108 251H110V247H108V246H110V245H112L111 246V248H114V244L116 243V245L115 246H117V244H119V250H118V247H116V249H115V252L113 253V250L114 249H111L112 250V252L110 251V253L108 254L107 252H103V251H100L101 250V248H102V245H105V243H103L102 245L101 244H98V247H96L95 249L97 250V249H99V247H101L99 250H98V252L95 250H93L94 248L93 247H95V246H97V245H93V244H95V242L98 240V235L102 232V234H104L103 232L105 231V230H108L107 228V225L109 226L110 224L112 225V226H114L112 223V221L111 220H108L107 218H106V216H105V219H106V221L108 220L109 222H110V224H109V222H106V224H105V222H103V224H101L100 223V225L102 226L100 229H102L101 231H98V224H97V228H95V226H93L94 228V230L96 231V229H97V232H98V235H96L97 234V232L95 233V234H91L93 237V240L91 239V238H87L88 237V235H87V233L88 232H90L91 233V229H89L90 231H88V229H86V231L84 230V229H81V232H82V230H83V234L84 235H86V236H84V235H82V236H84V238L82 239V238H80V237H78L77 236V234L79 233V231L80 230H78L77 232H75V233H77L76 235H75V237L77 236V239L75 238V237H72V235H71V239H72V241H71V239H68L69 240V243H68V241L67 242H65L66 240H64V242L65 243H68V244H70L69 246V248H68V245H67V247H65L64 245H63V243H62V245H63V247L65 248H63L62 246V249H63V251H62V249H59V247H60V245H59V247L57 248V249H59L58 250V254H57V257H55L56 255H54V253L56 254L57 253V249L55 250V246H54V244L55 245H58V244H60L61 242H63L60 238H62V233L64 232V228L67 226L66 224H68L69 222V224L68 225H70L71 226V228H72V226L73 225H77L78 224V227H81L82 226V222L84 221V218H90V217H92V215L91 214H93V217H96V214H95V212H94V209H96V208H98V207H100V206ZM150 205V206H149ZM183 205H185V206H183ZM247 205V206H246ZM255 206L254 207V209L255 210H253V208H252V206ZM5 206V207H4ZM11 206V207H10ZM41 206V207H40ZM65 206H66V208L67 207H69V209L66 211V208H65ZM91 206V207H90ZM92 206H93V208H92ZM104 206V207H105ZM109 206V207H108ZM144 206H146V207H144ZM188 206V207H189ZM196 206V207H195ZM226 208V206L223 204V205H221V206H219L220 207V210L223 208V210H221V212L225 215L226 213H225V208ZM4 207V208H3ZM37 207V208H36ZM39 207V208H38ZM77 207V206H76ZM75 207V208H76ZM110 207V208H111ZM136 207H137V209H139L138 211L140 212V214H138V211H137V209H136ZM187 207V209H189ZM195 207V208H194ZM205 207V208H204ZM214 207H215V209H213L216 213H217V210H219V207H218V209L216 208V205H214ZM222 207V208H221ZM246 207V208H245ZM248 207V208H247ZM250 207V208H249ZM2 208V209H1ZM14 209V210H11V209ZM35 208V209H34ZM57 208H55V209H57ZM78 208H79V205H78ZM78 208H76V209H78ZM93 210H92V209ZM146 208V209H145ZM149 208V209H148ZM168 209V211H167V209ZM210 208V207H209ZM213 207H211V209H212ZM261 208H262V210H261ZM11 210L12 211V213L11 212H9L8 210ZM153 209H150V210H153ZM191 209V208H190ZM246 209V210H245ZM260 209V210H259ZM84 210V211H85ZM111 210V211H110ZM167 212H166V211ZM202 210V211H203ZM219 210V211H220ZM236 210V211H235ZM248 210V211H247ZM7 211H8V213H10V214H8L7 213ZM109 211L111 212V213H109ZM161 211H163V212H161ZM213 211V213H211L212 215H210L212 218V220L213 219H215L214 218V216H216L215 215V212ZM218 211V212H219ZM241 211H239V212H241ZM39 212V213H38ZM54 212V213H53ZM56 212V213H57ZM67 212H69V213H67ZM93 212V213H92ZM165 212V213H164ZM186 212V213H185ZM191 213L192 215L194 214L195 215V213ZM247 212V213H246ZM249 212V213H248ZM89 213V214H88ZM115 213V214H114ZM142 213V214H141ZM189 215H188V214ZM197 213V214H198ZM200 213L198 214V219L200 218L201 219V217L202 216H205L204 215V211H203V213H202V216L200 215ZM242 213V212H241ZM261 213V214H260ZM12 214V215H11ZM36 214H38V215H36ZM67 214H68V216H67ZM95 214V215H94ZM186 214V215H185ZM257 214V215H256ZM89 215H91V216H89ZM137 215L140 217V219L142 220V222H141V220L139 219V217L137 218ZM141 215H143L142 216V218H141ZM191 216L188 220L190 221V219H191V223H193L194 221H196L195 219H194V221H193V217H197V215L196 216ZM250 215V216H249ZM56 216V217H57ZM77 216V217H78ZM104 216V215H103ZM109 216H111V217H109ZM146 218H145V217ZM185 217V219H184V217ZM188 216V217H187ZM210 216H209V218H210ZM247 216L249 217V219H247ZM10 217H12V218H10ZM67 217H68V219H67ZM69 217H70V219H69ZM80 217V216H79ZM78 217V218H79ZM114 217V218H113ZM133 217H135V218H137V219H133ZM232 217V216H231ZM243 217V216H242ZM254 217V218H253ZM257 217V218H256ZM120 218L121 219H124V220H120ZM128 219V221H130L129 223L131 224V220L130 219H132L133 221H132V225H130V224H128V221H127V219ZM205 218V217H204ZM228 218L229 219H232V220H230V223H229V220H228ZM50 219H51V222H50ZM184 220V221H181V220ZM202 219H203V217H202ZM52 220H55L58 224H55V226L56 225H58V226H56V227H59L58 229H59V231L61 230V226H62V224H63V228H62V230L60 231V234H59V236L58 235H50L49 233H54L55 231H56V233H57V228L55 229L54 227V224L52 223ZM178 220H180L182 223H180L179 224V221ZM240 220H242L241 218H240ZM247 220V221H246ZM69 221V222H68ZM126 221V222H125ZM178 221V222H177ZM187 221V220H186ZM199 221V220H198ZM31 222L32 223H37V224H39V225H37L36 223H35V225L34 224H32V225H34V226H32L31 227ZM47 222V223H46ZM48 222H50V223H52L51 225H49L48 224ZM54 222V221H53ZM66 222H68V223H66ZM80 222V223H79ZM200 222V221H199ZM262 222V223H261ZM62 223V224H61ZM108 223V224H107ZM175 223H177V224H175ZM195 223H197V221L196 222H194L192 225L194 226V224ZM42 224V225H41ZM61 224V226H59ZM81 224V225H80ZM140 224H142V225H140ZM154 224V225H153ZM183 224V225H182ZM185 224H186V226L188 227V226H190V227H192V228H194L193 226H191L190 224H189V222L187 223V222H185ZM189 224V225H188ZM263 224V225H262ZM37 225V226H36ZM52 225H53V227H52ZM65 225V226H64ZM80 225V226H79ZM104 225H106V227L104 226ZM109 226V228H113L112 226ZM130 225V226H129ZM133 225H135V226H133ZM177 226V228H176V226ZM178 225L180 226V227H178ZM228 225H230V226H228ZM247 225H245V226H247ZM50 226V227H49ZM69 226V227H70ZM139 226H140V228H139ZM148 226H151V227H154V229L152 230V228L150 229V228H148ZM175 227V231H177L176 233V235H175V233L174 232H172L174 229V227ZM185 226V225H184ZM183 226V227H184ZM35 227H37V228H35ZM38 227H39V229H38ZM69 227H68V229L67 230H69ZM100 227V226H99ZM173 227V228H172ZM187 227H184V228H187ZM234 227V226H233ZM33 228L34 229H37V230H35V231H33ZM51 228L54 230V232L53 231H51ZM73 228H74V226H73ZM76 228H77V226H76ZM113 228V229H114ZM219 228V227H218ZM238 228H240V227H238ZM263 228V229H262ZM5 229V230H4ZM99 229V230H100ZM105 229V230H104ZM143 229H141L140 230V232L139 233H141V232H143L144 230ZM172 231H171V230ZM241 229V231L242 232H244L245 230V232L244 233H248V231H249V229L248 228H246V229H244V228H240ZM240 229L238 230V231H240ZM255 229H257V231L258 232H260L261 234H259L257 231H255ZM261 229V230H260ZM71 230V229H70ZM73 230V229H72ZM71 230V231H72ZM123 231V233H121L122 231ZM135 230V231H134ZM138 230V231H139ZM156 230V231H155ZM230 230H231V232H230ZM244 230V231H243ZM63 231V232H62ZM70 231V232H71ZM74 231H76L75 229H74ZM85 231V232H84ZM120 231V233L121 234H119L118 232ZM131 231V232H132ZM158 231H161V232H159V235L157 236V232ZM221 231V232H220ZM69 232V234H71ZM87 232V233H86ZM93 232V231H92ZM100 232V233H99ZM130 232V233H131ZM132 232V233H133ZM165 234H164V233ZM169 232H171V233H169ZM182 232V231H181ZM263 232V231H262ZM65 235L67 234V235H69L68 234V232H66V230H65ZM63 233V234H64ZM72 233H74L73 231H72ZM82 233H80V234H82ZM89 233V234H90ZM125 233V235H124V237L125 238H123L122 236V234H124ZM161 233H163V234H161ZM174 233V234H173ZM221 233V234H220ZM225 233V234H224ZM228 235H227V234ZM244 233H240L239 232V234H241V235H243ZM31 234V235H30ZM58 234V233H57ZM79 234V236H81ZM102 234H100V236L102 237L103 235ZM116 234H114V235H116ZM145 236H144V235ZM170 234H172V235H170ZM182 234V236L184 235V234H186V232H182L181 233ZM180 234V235H181ZM23 237H22V236ZM26 235H30L32 238L30 239V241L33 239V238H35V240H37L36 242H35V240H34V243H35V245L34 246H37L36 247V249L38 248V245L39 244H41L40 245V247L41 248H44V252L42 253V250H41V248L39 247L35 252H38V254L39 253H42V254H40V255H43V256H45L44 255V253L45 252H49V256L48 257H44V258H42L41 257V259H44V260H41V261H39L40 260V258L37 256V254H36V256H33L34 254H35V252L34 253H32L33 252V250H35L34 248V246H32L33 245V243H31V242H33V240L29 243V244H32V245H27V247H26V245H23V243H21V242H23L24 241V243L26 242H28V238L30 237H26ZM61 235V236H60ZM64 235V236H65ZM66 235V236H67ZM73 235V236H74ZM129 235H131V234H129ZM231 235H233V236H231ZM245 235V234H244ZM243 235V236H244ZM20 236L22 237V239L25 237L26 239H28V240H24L23 239V241H21V242H19V238H20ZM52 236V237H51ZM64 236H63V238H64ZM149 238V239H152V240H149V239H146L147 237ZM182 236H180V237H182ZM229 236H231V237H229ZM255 236V237H254ZM263 236H264V233H263ZM55 237L57 238V239H55ZM60 237V238H59ZM89 237H91L90 235H89ZM96 237H98L97 239H96V241H95V239L94 238H96ZM115 237V236H114ZM118 237H119V239H118ZM145 237V238H144ZM176 237V238H177ZM233 237V238H232ZM37 238H41L40 240H38ZM50 238H52L51 240L52 241H50ZM67 238H69V237H67ZM80 238V239H79ZM88 239L87 240V242H89L90 243V240L92 241V242H94L93 244H90V245H93V251L91 250V248L88 246V248L91 250H87V248H85L86 247V245H87V242H85V240L86 239ZM120 238H121V240H120ZM127 238V239H126ZM137 238H140V239H138L139 241L140 240H142L143 242H139L138 240H137ZM144 238V239H143ZM163 238L162 239H160V243H161V240H162V244L160 245V244H158L157 242H156V244L158 245V249H159V246L161 247L160 248V250L162 249H164V248H167V247H165L164 245H166V242H165V244L163 243L164 241H163ZM176 238H175V240H176ZM183 238V237H182ZM235 238V239H234ZM264 238V237H263ZM18 239V240H17ZM42 239H44V240H42ZM49 239V242L47 241V240ZM65 239V238H64ZM79 239V240H78ZM123 239H125V240H123ZM17 240V241H16ZM42 240V241H41ZM81 240H83L82 242H79V241H81ZM124 242H123V241ZM128 240V241H127ZM146 240V241H145ZM148 240H149V242L151 243L152 242V246L150 245V243L148 242ZM249 241V242H251V243H247V241ZM255 240V241H254ZM38 241H41V242H38ZM46 241V242H45ZM60 241V243H58ZM70 241L72 242V243H70ZM120 241H121V243H120ZM126 241V242H125ZM144 241H145V243H147L148 242V246L150 247H148L147 246V244H144ZM159 241V240H158ZM219 241V242H218ZM222 241L223 242H225V243H222ZM227 241V242H226ZM232 241V240H231ZM232 241V243H234ZM236 241V240H235ZM246 241V242H245ZM255 242V243H257V244H255V243H253L252 244V242ZM261 241V242H260ZM14 242H15V244H14ZM44 242H45V244H44ZM50 242L51 243H54L53 244V247L50 245ZM122 242H123V244H122ZM240 242H242V244L240 243ZM38 243V244H37ZM48 243V244H47ZM58 243V244H57ZM80 243H82V245H79ZM88 243V244H89ZM114 243V244H113ZM127 243V244H126ZM138 243H139V245H140V243H141V245L139 246L138 245ZM155 243V242H154ZM170 243V244H169ZM172 243V244H171ZM216 243V244H215ZM218 243V244H217ZM222 243V244H221ZM234 243V244H235ZM37 244V245H36ZM47 244V245H46ZM71 244H73V246L74 247H71ZM122 244V245H121ZM136 244V245H135ZM142 244H144L145 245V247H144V245H142ZM225 244V245H224ZM245 244V245H244ZM259 244V245H258ZM261 244V245H260ZM83 245H85V246H83ZM120 245H121V247H120ZM125 245H126V247H127V249L125 248ZM12 246H13V249H12ZM17 246V247H18ZM25 246V248H26V250H28V252L27 253H24L26 250H25V248H23ZM29 246H31V248L30 249H32V252H29V250L30 249H27V248H29ZM47 246V251H45V247ZM146 246H147V248H146ZM162 246L164 247V248H162ZM173 246V245H172ZM212 246V247H213ZM32 247H34V248H32ZM48 247H49V249H48ZM55 247V248H54ZM60 247V248H61ZM124 247V248H123ZM146 248V249H144V248ZM235 247V246H234ZM255 247V248H254ZM50 248H52L51 249V251H50ZM53 248H54V252H53V254L51 255L50 253L52 252V250H53ZM142 248V249H141ZM246 248V249H245ZM261 248H263V250L261 249ZM12 249V250H11ZM23 249L25 250L24 252H23ZM151 249H154V250H157V251H152ZM182 249H184V248H182ZM222 250V252H220L221 250ZM225 249V250H224ZM49 250V251H48ZM64 250H65V252H64ZM118 252H117V251ZM121 250V251H120ZM124 252H123V251ZM172 250V251H171ZM245 250V251H244ZM252 250H253V252H252ZM257 250V251H256ZM39 251H41V252H39ZM61 251H62V253H61ZM100 251V252H99ZM120 251V252H119ZM228 251V250H227ZM8 252V253H7ZM22 253L24 256H22L21 254H19V253ZM95 252H97V253H95ZM117 252V253H116ZM150 252H152V253H150ZM259 252V253H258ZM31 253V254H30ZM60 253V254H59ZM71 253V254H70ZM92 253H94V254H92ZM106 253V254H105ZM124 253V254H123ZM167 253H165V254H167ZM210 253V252H209ZM256 253V254H255ZM27 254V255H26ZM29 254V255H28ZM118 254H120V255H118ZM156 254H157V256H156ZM227 254H225V255H227ZM21 255V256H20ZM51 255V256H50ZM59 255V256H58ZM68 255V254H67ZM159 255V256H158ZM224 257H223V256ZM254 255V256H253ZM19 256H20V259H19ZM27 256H29L28 258L30 259H28L27 258ZM66 256V255H65ZM64 256V257H65ZM112 256V257H111ZM239 256V257H240ZM22 257V258H21ZM23 257H25L26 259H28V261L26 260V263L23 261L25 258H23ZM38 257V259L36 260V258ZM53 257H55L54 259H53ZM61 257V256H60ZM59 257V258H60ZM63 257V256H62ZM61 257V258H62ZM64 257L62 258V259H64ZM180 256H178V258H179ZM211 257H212V255H211ZM57 258V259H56ZM60 258V259H61ZM152 258V259H151ZM160 258V259H159ZM173 258V259H172ZM177 258V259H178ZM182 258H183V256L181 257V258H179V262H180V264L182 263L181 262V260H182ZM3 259V260H2ZM53 259V260H52ZM59 259V260H60ZM73 259V260H72ZM125 259V260H124ZM150 259V260H149ZM165 259H167V260H165ZM176 259V260H177ZM184 259V258H183ZM64 260H66V259H64ZM153 260V261H154ZM155 260V261H156ZM169 260V261H170ZM175 260V259H174ZM222 260V261H221ZM239 260H240V258H239ZM251 260V261H250ZM34 261V262H33ZM63 261V260H62ZM61 261V262H62ZM125 263H124V262ZM153 261H151V263L153 262ZM156 261V262H157ZM178 261V260H177ZM241 261V262H242ZM48 262L46 263H43V264H48ZM56 262V263H55ZM72 262V263H71ZM119 262V264H122V263H120ZM179 262H178V264H179ZM241 262H239L238 261V264H242ZM73 263V264H74ZM126 263V264H127ZM146 263H148V262H146ZM150 263V264H151ZM40 264H42V263H40ZM58 264H63V263H58ZM153 264H155V262H153ZM156 264H158V263H156ZM184 264V263H183ZM203 264H208L207 262H205V263H203ZM210 264V263H209ZM212 264V263H211Z\"/></svg>",
    "mask_w": 264,
    "mask_h": 264
},
{
    "label": "bare ground",
    "instance_id": "bare-ground-1",
    "mask_svg": "<svg viewBox=\"0 0 264 264\" xmlns=\"http://www.w3.org/2000/svg\"><path fill=\"white\" fill-rule=\"evenodd\" d=\"M36 1H37V0H0V18H1L2 20L4 19V21L6 20V23H7V20H9V19H12V20L14 19V20H16V21H18V20L20 21V22L18 21V22H19L18 24L14 21V22L17 24V26H15L16 29H12V28H11V29H12V30H15V33H14V34L12 33V34H13L18 40H20V41H21V39H22V40L24 41L23 43H25V42L27 41V39H26V35L24 34L26 28H28L30 25H32V23L34 24V20H33V21L30 20L31 18L29 19L28 16H29V13L31 12V10L34 8V5H35V2H36ZM47 1H49V0H47ZM52 1H56V0H52ZM78 1H79V0H78ZM78 1H77V0H61V2L64 4L63 7H62V6H61V7L64 9V11H65V15L62 16V19H60V18H56V19H54V18H53L54 21L51 20V21H52V22H51V21L49 20V23L46 22L47 24H45V25H43V26H40V28H41V30H40L41 32H40V33L44 32V31H48V33H49L50 30H51L52 32L58 33V35H59V34L62 35L60 39H58L59 37H57V39L59 40V42H60V41H66V42H67V41L69 40V41H71L70 43L73 44V43H72L73 38H74V39L76 38L75 40H78L79 43H80V42H83V41H81V40H82L81 37H78V36L75 37V34H77V33H76L77 31H76V32L71 31V28H70V27H67L68 25H66L67 23H71L73 20H75V21H73V22H75V23H74L75 25L80 24L81 19H83V18H81V15H82V14H81V11H83V10L78 9V6H75V4H74L75 2H78ZM82 1H83V0H82ZM89 1H90V0H89ZM93 1H94V0H93ZM109 1H110V0H109ZM121 1L123 2L124 0H121ZM121 1H120V2H121ZM125 1H126V0H125ZM128 1H129V0H128ZM143 1H144V0H143ZM145 1H146V0H145ZM168 1H169V0H168ZM233 1H234V0H233ZM50 2H51V1H50ZM59 2H60V1H59ZM84 2H85V1H84ZM91 2H92V1H91ZM97 2H98V0H97ZM99 2L102 3V1H100V0H99ZM99 2H98V3H99ZM113 2L116 3V1H113ZM117 2H119V0H118ZM140 2H141V1H140ZM51 3H52V2H51ZM51 3H50V4H51ZM55 3H56V5H57L58 2H55ZM78 3H79V2H78ZM95 3H96V0H95ZM103 3H104V2H103ZM103 3H102V4H103ZM107 3H108V2H106L105 4L107 5ZM114 3H113V4H114ZM132 3H133V2H132ZM151 3H152V2H151ZM151 3H150V4H151ZM160 3H161V2H160ZM167 3H168V2H167ZM251 3H252V2H251ZM251 3H250V4H251ZM37 4H38V3H37ZM52 4H53V3H52ZM60 4H61V3H60ZM105 4H104V5H105ZM111 4H112V3H111ZM111 4H110V5H111ZM118 4H120V3H118ZM127 4H128V3H127ZM133 4H134V3H133ZM144 4H146V3L144 2ZM41 5H42V4H41ZM79 5H80V4H79ZM88 5H91V4H88ZM92 5H93V4H92ZM96 5H97V4H96ZM96 5H95V6H96ZM98 5H99V4H98ZM108 5H109V4H108ZM140 5H141V4H140ZM152 5H153V4H152ZM160 5H161V4H160ZM160 5H159V6H160ZM251 5H252V10H251V11H253V12L251 13V15L253 14L252 17L254 18V19H253L254 23L251 22L252 24H250V25H251L250 28H251V30H252V33H251V34H253V36L256 38V34L262 32V27L260 26V25H262V24H261L260 22H261L262 18L264 17V14H262V13L264 12V4L253 2V4H251ZM50 6H52V5H50ZM54 6H55V5H54ZM85 6H86V5H85ZM100 6H102V5H100ZM124 6H125V5H124ZM132 6H133V5H132ZM155 6H156V5H155ZM157 6H158V4H157ZM157 6H156V7H157ZM177 6H178V5H177ZM56 7H58V6H56ZM56 7H55V8H56ZM59 7H60V5H59ZM59 7H58V8H59ZM88 7H89V6H88ZM98 7H99V6H98ZM112 7H113V5H112ZM112 7H111V8H112ZM164 7H165V6H164ZM35 8H38V7L36 6ZM35 8H34V9H35ZM62 8H61V11L63 10ZM89 8H90V7H89ZM91 8H92V7H91ZM91 8H90V9H91ZM102 8H103V7H102ZM105 8H108V6H107V7L105 6ZM120 8H122V7H120ZM149 8H150V7H149ZM168 8H170V7H168ZM92 9H93V8H92ZM138 9H139V8H138ZM157 9H158V8H157ZM159 9H160V8H159ZM36 10H37V9H36ZM41 10H42V9H41ZM95 10H97V9H95ZM120 10H121V9H120ZM152 10H153V9H152ZM173 10H174V9H173ZM33 11L35 12V10H33ZM37 11H38V10H37ZM98 11H99V8H98ZM103 11H104V10H103ZM103 11H102V12H103ZM62 12H63V11H62ZM100 12H101V11H100ZM167 12H168V11H167ZM63 13H64V12H63ZM103 13H104V12H103ZM103 13H102V14H103ZM153 13H154V12H153ZM155 13H156V12H155ZM31 14H33V13L31 12ZM34 14H35V13H34ZM86 14H87V13H86ZM96 14H97V12H96ZM98 14H99V13H98ZM143 14H144V13H143ZM145 14H146V13H145ZM158 14H159V13H158ZM87 15H88V14H87ZM92 15H93V14H92ZM165 15H166V14H165ZM31 16L34 17L33 15H31ZM52 16H53V15H52ZM54 16H55V15H54ZM58 16H59V15H58ZM82 16H83V15H82ZM97 16H98V15H95V17H97ZM101 16H103V15H101ZM101 16H100V17H101ZM125 16H126V15H125ZM130 16H131V15H130ZM177 16H178V15H177ZM261 16H263V17L260 18ZM60 17H61V16H60ZM83 17H84V16H83ZM86 17H87L86 19H90V18H91L90 16H86ZM103 17H105V16H103ZM121 17H122V16H121ZM159 17H160V16H159ZM168 17H169V16H168ZM249 17H250V15H249ZM20 18H21L22 20H21ZM49 18H50V17H49ZM74 18H81V19L77 22V21H76L77 19H74ZM124 18H126V17H124ZM136 18H137V17H136ZM32 19H33V18H32ZM35 19H36V18H35ZM39 19H40V18H39ZM39 19H37V20H39ZM93 19H94V17H93ZM98 19H99V17H98ZM101 19H102V18H101ZM162 19H163V16H162ZM172 19H173V18H172ZM174 19H175V18H174ZM249 19H250V18H249ZM12 20H11V21H12ZM46 20H47V19H46ZM143 20H144V19H143ZM143 20H142V21H143ZM47 21H48V20H47ZM82 21H85V20H82ZM93 21H95V20H93ZM123 21H124V20H123ZM126 21H127V20H126ZM171 21H172V20H171ZM180 21H181V20H180ZM183 21H184V20H183ZM66 22H67V23H66ZM85 22H86V21H85ZM91 22H92V20L90 21V23H91ZM127 22H128V21H127ZM132 22H133V21H132ZM132 22H131V23H132ZM139 22H140V21H139ZM160 22H161V21H160ZM173 22H175V21H173ZM173 22H172V23H173ZM15 23H14V24H15ZM38 23H39V22H38ZM41 23H42V21H41ZM44 23H45V22H44ZM44 23H43V24H44ZM93 23H94V22H92L91 24H93ZM96 23H97V21H96ZM96 23H95V24H96ZM147 23H149V22H147ZM156 23H157V22H156ZM166 23H167V22H166ZM178 23H179V21H178ZM189 23H190V22H189ZM3 24H4V23H3ZM7 24H9V23H7ZM12 24H13V22H12L10 25H12ZM35 24H36V22H35ZM125 24H126V23H125ZM158 24H159V23H158ZM71 25H72V24H71ZM155 25H156V24H155ZM4 26H5V25H4ZM34 26H35V25H34ZM38 26H39V25H38ZM80 26H81V24H80ZM126 26H127V25H126ZM128 26H129V25H128ZM131 26H132V25H131ZM181 26H182V25H181ZM5 27H6V26H5ZM8 27H9V26H8ZM30 27H31V26H30ZM78 27H79V26H78ZM84 27H85V26H84ZM182 27H183V26H182ZM31 28H32V27H31ZM31 28H29V32L32 31V30H30ZM38 28H39V27H38ZM40 28H39V29H40ZM74 28H76V26H75ZM74 28H73V29H74ZM82 28H83V27H82ZM133 28H134V26H133ZM73 29H72V30H73ZM76 29H78V28H76ZM76 29H75V30H76ZM114 29H115V27H114ZM114 29H113V31H114ZM145 29H146V28H145ZM155 29H156V28H155ZM171 29H172V28H171ZM180 29H181V28H180ZM185 29H186V28H185ZM3 30H4V27H3L2 24L0 23V33L3 32ZM35 30H36V28H35ZM82 30H83V29H80V31H82ZM88 30H89V28H88ZM118 30H119V29H117L116 31H118ZM148 30H149V29H148ZM148 30H147V31H148ZM157 30H158V29H157ZM168 30H169V29H168ZM182 30H183V29H182ZM251 30H250V32H251ZM4 31H6V30H4ZM85 31H87V30H85ZM92 31H93V29H92ZM95 31H96V29H95ZM97 31H98V30H97ZM99 31H100V30H99ZM110 31H111V29H110ZM119 31H120V30H119ZM119 31H118V32H119ZM134 31H135V30H134ZM190 31H191V30H190ZM201 31H202V30H201ZM29 32L26 31V33H29ZM72 32H73V34H72ZM78 32H79V30H78ZM83 32H84V30H83ZM89 32H90V31H89ZM104 32H105V31H103V33H104ZM114 32H115V31H114ZM129 32H130V31H129ZM131 32H132V31H131ZM136 32H137V31H136ZM136 32H135V34H136ZM166 32H167V31H166ZM204 32H205V31H204ZM40 33H39V36H38L37 38H35L37 41H47V40L49 39V37H48L49 34H47V33L45 32V34L42 33V34L40 35ZM85 33H87V32H85ZM106 33H108V31H107ZM148 33H149V31H148ZM148 33H147V34H148ZM157 33H158V32H157ZM170 33H171V32H170ZM186 33H187V32H186ZM23 34H24V35H23ZM35 34H36V33H35ZM51 34H52V33H51ZM90 34H91V33H90ZM97 34H99V33H97ZM108 34H109V33H108ZM110 34H111V32H110ZM110 34H109V35H110ZM119 34H120V33H119ZM133 34H134V33H133ZM140 34H141V33H140ZM143 34L145 35L146 32H145V33L143 32ZM143 34H142V37L140 36V37L142 38L141 40H143ZM33 35H34V34H33ZM55 35H56V34H55ZM55 35H53V36L55 37ZM72 35H74V36H72ZM78 35H81V33H79ZM105 35H106V34H105ZM113 35H116V34H113ZM113 35H112V36H113ZM131 35H132V34H131ZM156 35H157V34H156ZM175 35H176V34H175ZM194 35H195V34H194ZM200 35H201V34H200ZM30 36H31V35H30ZM35 36H36V35H35ZM53 36H51V37H53ZM89 36H90V35H89ZM89 36H88L87 38H89ZM92 36H93V35H92ZM106 36H108V35H106ZM112 36H111V37H112ZM124 36H126V34H124ZM134 36H135V35H134ZM161 36H162V35H161ZM183 36L186 37L185 35H183ZM206 36H207V35H206ZM94 37H96V36H94ZM94 37H93V38H94ZM101 37H103V36H101ZM101 37H100V38H101ZM104 37H105V36H104ZM104 37H103V38H104ZM108 37H109V36H108ZM114 37H115V36H114ZM119 37H121V36H119ZM175 37H176V36H175ZM55 38H56V37H55ZM55 38H54V39H55ZM87 38H86V39H87ZM93 38H92V40H90V38H89V40H90V41H93ZM100 38H99V39H100ZM105 38H106V37H105ZM105 38H104V39H105ZM112 38H113V37H112ZM112 38H111V39H112ZM131 38H132V36H131ZM136 38H137V36H136ZM136 38H134V40H135ZM155 38H156V37H155ZM173 38H174V37H173ZM187 38H188V37H187ZM194 38H195V37H194ZM200 38H201V37H200ZM200 38H199V39H200ZM206 38H207V37H206ZM206 38H205V39H206ZM30 39H31V41L33 42L34 38H33V40H32V38L30 37ZM51 39H52V38H51ZM54 39H53V41H50V40H49L50 42L53 43V46L55 45L54 42L57 40V39H56V40L54 41ZM94 39H95V38H94ZM99 39H98V40H99ZM107 39H108V38H107ZM111 39H108V41L111 40ZM120 39H121V38H120ZM120 39L118 40V41H119L118 43H121V42H120ZM145 39H146V38H145ZM145 39H144V40H145ZM150 39H151V38H150ZM150 39H149V40H150ZM175 39H176V38H175ZM183 39H184V38H183ZM183 39H182V40H183ZM189 39H190V38H189ZM203 39H204V38H203ZM214 39H215V38H214ZM214 39H213V40H214ZM58 40H57V41H58ZM75 40H74V43L77 42V41L75 42ZM89 40H88V41H89ZM96 40H97V39H96ZM100 40H101V39H100ZM116 40H117V39H116ZM130 40H131V39H130ZM138 40H139V36H138ZM149 40H148V41H149ZM151 40H152V39H151ZM158 40H159V38H158ZM211 40H212V39H211ZM217 40H218V39H217ZM256 40H257V38H256ZM3 41H4V40H3ZM14 41H15V40H14ZM84 41H87V40H84ZM111 41H112V40H111ZM132 41H133V38H132ZM148 41H147V42H148ZM156 41H157V39H156ZM165 41H168V40L165 39ZM176 41H177V39H176ZM200 41H202V40H200ZM203 41H204V40H203ZM206 41H207V40H206ZM218 41H219V40H218ZM257 41H258V40H257ZM0 42L2 43V41H0ZM7 42H8V41H7ZM7 42H6V40H5L4 43H7ZM66 42H64V43H66ZM93 42H96V41L94 40ZM98 42H99V41H98ZM168 42H169V41H168ZM170 42H171V41H170ZM174 42H175V41H174ZM216 42H217V41H216ZM216 42H215V43H216ZM222 42H223V41H222ZM18 43H19V42H18ZM23 43H22V44H23ZM27 43H28V41H27ZM29 43H30L31 45L33 44V43H31V42H29ZM29 43H28V44H29ZM43 43H45V42H43ZM55 43H56V42H55ZM57 43H58V42H57ZM62 43H63V42H62ZM67 43H68V42H67ZM70 43H69V44H70ZM77 43H78V42H77ZM79 43H78V44H79ZM85 43H86V42H85ZM96 43H97V42H96ZM104 43H107V41H105ZM116 43H117V41H116ZM116 43H115V44H116ZM130 43H131V41H130ZM133 43H134V42H133ZM145 43H146V42H145ZM148 43H149V42H148ZM217 43H218V42H217ZM217 43H216V46L218 45ZM220 43H221V42H220ZM15 44H16V43H15ZM19 44H20V43H19ZM25 44H26V43H25ZM28 44H27V45H28ZM41 44H42V43H41ZM71 44H70V45H71ZM78 44H77V45H78ZM82 44H83V43H81V45H82ZM91 44H92V43H91ZM110 44H111V43H110ZM112 44H113V43H112ZM122 44H123V43H122ZM134 44H135V43H134ZM199 44H200V42H199ZM203 44H204V43H203ZM203 44L201 45V47L203 46ZM261 44H262V43H261ZM7 45H9V43H8V44H2V45L0 44V139H2V141H3V139H9V140H12V142H13V140H14V141L18 142V144H19V142H20V143H23L22 141H26V143H27V141H30V142H32V145H33V143H35V144H36V143H39V142L41 143L44 139H50V137H51V138H55V137H56L55 139H58L57 137H60L63 141L66 142L67 140L69 141V140L72 139L73 137L78 136V140H79V142L77 143L76 147L73 145V146H74V149H71V148H70L71 150H68V149H69V148H68L69 146L67 145V144H68V141H67V144H66V145L68 146V147H67L68 149H67L66 147L61 146V144H62L61 141H62V140H61V139H60L61 141L58 140V141L61 142V144H60V145L53 146V148H54V149H53V152L51 151L53 156H52V158L50 157V161H51V159L53 160V163H52L53 165L50 164V163H48V162H50V161L47 162L48 164L54 166V169L56 170L55 173H56V172H57V173L60 172L59 170H58V171H59V172H58L57 169L60 168V167H62V164H63V166L65 167V166H67V163L69 162L70 164H68V167H67V168H69V167L71 166V163L76 162V163H74V165H73L74 169H73L72 166H71L72 168H70V169H71V172L74 173V175H72L71 172H70V173L68 172L69 174H71V176H74L75 178H76L78 175H79V176H82V173H83L84 171H86V170H88V171H89V170H92V169H90L92 165L90 166L89 169H88V168H87V169L85 168L86 170L84 169V166H85V165L83 166L84 159L82 158V157L85 158V155H83L84 153L87 154L88 159H92V160H99V159H100V160H102V162H104V163H106V162H108V163H109V162L112 163V161H114L116 158H117V159H116L115 161H117V160L119 159L118 156H119L120 151L123 150V149H122L123 146H122V147H121V146H118V145H114V146L112 145V146H111L112 143H111V144H108V145H107V144L105 145V144H104V140H105V139H104V140L102 139V137H101V132H100V130H101L102 128L99 129V130H96V128H95V131H93L95 125L98 126V124H100V123L97 124L96 122H93V123H95V124H94V127L92 126L93 128L90 129V130H92V129H93V130H92L91 132H89V133L87 132V131H88L87 129L90 128V126L88 127L87 125H86V126L88 127V128L86 127V128H87V129H86L87 131H86V130L84 131V129H83V131H84L85 133L87 132L86 134L83 133V132H82V133H83L84 135H83L82 133H79V134L76 133V132H78V131H76V130H78V129H77L78 126H80V129H79V130H81V125H80V124H82V123L84 124L83 121H85V120H89V119H92V117H94V115L96 116V113H97L98 115H100L101 113H98V112H101L99 107H102V106H104V105L101 106V104L99 103V102H100L99 100H98V101H99L98 103L100 104V106H99V104H97V105H93V103L90 102V105L92 104V105H91V106H92V109H91V108L88 106L87 103H86L87 105L85 104L86 101L84 102L83 100H78L76 96L72 97V96L61 95V94H66V93H68V92L70 93L71 91L73 92L74 90H80V91H81V90H85V91H86V90H90V89H95L94 91L92 90V92H94V93L92 94L93 96L91 95L92 92L89 93V96H91V98H92V97L94 98V96H95V97H96L95 100H97V97L99 96L98 92H99L100 90H102V89H105V90H106V88L109 89V87H112L113 90H114V93H113V95H112L111 93H110V94L114 97V95L116 94V93H115V92H116L115 89L117 90V87H116V86L120 83V81H122L121 78H120V79H118L119 77H117V78H115V79L113 78L114 80L112 79V81H109L108 78H107V80H108L107 82H105L106 79L104 80V82H94L93 79H92V80L88 79V78H89V77H87V76L89 75L88 73H87L88 75L85 76L84 74H82V76H81V77H78V78L76 77L77 75H75L76 73H75V74L73 73L74 77L72 78V76L69 77V76H67V74H65L66 71L70 68V67L68 68L67 66H66V68H68V69L65 71V69H66V68H65V69H64L65 72H64L63 74H62V71H61V70H63V68L60 67V69H61V70H60L61 73H60V74H57V75H53L51 72H48V71H47L48 69H46V70L43 69V68H40V69H39V68H38L39 66H38V67H36V68H38V70H37V69H35L34 67L30 66V64L32 63V62L30 63V61H28L29 63H27V62H23V60H20V61H19V59L16 60V61H15V60H12V59H9V56H8V55L6 56V50H7V48H8ZM16 45H17V44H16ZM33 45H34V44H33ZM35 45H36V44H35ZM75 45H76V44H74V46H75ZM86 45H87V43H86ZM86 45H85V46H86ZM88 45H89V44H88ZM95 45H96V44H95ZM106 45H108V47H110L109 44H106ZM106 45H105V46H106ZM119 45H121V44H119ZM126 45H128V44H126ZM148 45H149V44H148ZM151 45H152V44H151ZM158 45H159V44H157L156 46H158ZM196 45H197V44H196ZM209 45H210V43H209ZM211 45H212V44H211ZM9 46H10V45H9ZM18 46H20V45H18ZM25 46H26V45H25ZM25 46H24V47H25ZM46 46H47V45H46ZM50 46H51V45H50ZM57 46H58V45H57ZM65 46H66V45H65ZM72 46H73V45H72ZM72 46L69 47V45H68L69 49H72V48H73ZM93 46H94V45H93ZM115 46H116V45H115ZM117 46H118V45H117ZM121 46H122V45H121ZM121 46H120V47H121ZM139 46H140V45H139ZM145 46H146V45H145ZM164 46H165V45H164ZM172 46H174V45H172ZM212 46H215V45H214V42H213V45H212ZM219 46H220V45H219ZM232 46H233V45H232ZM237 46H238V45H237ZM15 47H16V46H15ZM24 47H23V48H24ZM54 47H55V46H54ZM54 47H53V49L55 50ZM68 47H66V48H68ZM71 47H72V48H71ZM83 47H84V46H83ZM86 47H87V46H86ZM90 47H91V45H90ZM108 47H106V48H108ZM143 47H144V46H143ZM147 47H148V46H147ZM159 47H160V46H159ZM162 47H163V46H162ZM181 47H182V46H181ZM195 47H196V46H195ZM195 47H194V48H195ZM198 47H199V46H198ZM223 47H224V46H223ZM233 47H234V46H233ZM241 47H242V46H241ZM18 48H19V47H18ZM20 48H21V47H20ZM23 48H22V49H23ZM29 48H30V47H29ZM49 48H50V47H48V49H49ZM60 48H61V47H60ZM81 48H82V47H81ZM81 48L79 47V49H78V50H79L78 52H80V54H81V52H82V51H80ZM101 48H102V47H101ZM114 48H115V47H114ZM122 48H123V47H122ZM124 48H125V46H124ZM136 48H139V47H136ZM156 48H158V47H156ZM156 48H155L154 45H153V50H154L155 52H156V50H157ZM172 48H173V47H172ZM175 48H176V47H175ZM205 48H207V47H205ZM216 48H217V47H216ZM218 48H219V47H218ZM221 48H222V47H221ZM221 48H219V50H221ZM224 48H225V47H224ZM8 49H10V48H8ZM50 49H52V48H50ZM57 49H58V47L56 48V50H57ZM74 49H75V47L73 48V50H70V51H74V53L77 52L76 49H75V50H74ZM112 49H113V48H112ZM132 49H133V47H132ZM141 49H142V48H141ZM150 49H151V47H150ZM155 49H156V50H155ZM164 49H165V48H164ZM56 50H55V51H56ZM61 50H62V49H61ZM66 50H67V49H66ZM66 50H65V51H66ZM81 50H82V49H81ZM88 50H89V49H88ZM96 50H97V49H95V51H96ZM99 50H100V48H99ZM101 50H102V49H101ZM106 50H107V49H106ZM110 50H111V47H110ZM110 50H108V51H110ZM117 50H118V49H117ZM127 50H128V49H126V51H127ZM130 50H131V48L129 49V51H130ZM136 50H138V49H136ZM136 50H135V51H136ZM143 50H144V49H143ZM145 50H146V49H145ZM161 50H162V49H161ZM204 50H205L206 52H207V50H208V52H209V49H207V50L204 49ZM204 50H202V51H204ZM212 50L214 51V49H212ZM219 50H218V52H219ZM237 50H238V49H237ZM19 51H20V49H19ZM67 51H69V50H67ZM70 51H69V53H70ZM83 51H84V50H83ZM89 51H90V50H89ZM93 51H94V50H93ZM95 51H94V53H95ZM103 51H105L104 48H103ZM113 51H114V50H113ZM121 51H122V49H121ZM131 51H132V50H131ZM133 51H134V50H133ZM139 51H140V50H139ZM150 51H151V50H150ZM150 51H149V54H150ZM171 51H172V50H171ZM183 51H184V50H183ZM186 51H187V49H186ZM202 51L200 50V52H202ZM205 51H204V52H205ZM213 51H210V52H213ZM221 51H222V50H221ZM235 51H236V50H235ZM7 52H8V50H7ZM11 52H12V51H11ZM16 52H17V51H16ZM50 52H51V50H50ZM86 52L88 53L87 49H86ZM114 52H115V51H114ZM114 52H113V53H114ZM116 52L118 53V51H116ZM136 52H137V51H136ZM136 52H135V53H136ZM140 52H141V51H140ZM152 52H153V51H152ZM152 52H151V53H152ZM166 52H167V51H166ZM215 52H217V51L215 50V51H214V54H215ZM225 52H226V51H225ZM33 53H34V52H33ZM36 53H37V52H36ZM63 53H64V55H63V54H62V55L65 57V53H66V52L63 51ZM72 53H73V52H72ZM102 53H104V52H102ZM110 53H111V51H110ZM121 53H123V52H121ZM125 53H126V52H125ZM128 53H129V52H127V54H128ZM131 53H132V52H131ZM135 53H134V54H135ZM161 53H162V51H161ZM186 53H187V52H186ZM188 53H189V52H188ZM190 53H191V52H190ZM194 53H195V52H194ZM194 53H191V54H194ZM197 53H198V52H197ZM14 54H15V53H14ZM18 54H19V53H18ZM67 54H68V53H67ZM67 54H66V55H67ZM70 54H71V53H70ZM78 54H79V53H78ZM83 54H84V53H83ZM104 54H106V53H104ZM107 54H108V53H107ZM123 54H124V53H123ZM134 54H133V55H134ZM142 54H143V53H142ZM142 54H141V55H142ZM203 54H204V53H203ZM203 54H202V55H203ZM207 54H208V53H207ZM218 54H219V53H218ZM71 55H72V54H71ZM75 55H76V54H75ZM86 55H87V54H85V56H86ZM88 55H89V54H88ZM113 55H115V54H113ZM120 55H121V54H120ZM130 55H131V54H130ZM133 55H131V56H133ZM141 55H140V56H141ZM151 55H152V54H151ZM160 55H161V54H160ZM176 55H177V54H176ZM195 55L197 56V54H195ZM216 55H217V54H216ZM219 55H220V54H219ZM240 55H241V54H240ZM244 55H246V54H244ZM13 56H15V55H13ZM37 56H38V55H37ZM76 56H77V55H76ZM78 56H81V55H78ZM101 56H102V54H101ZM104 56H105V58H106L108 55H107V56L104 55ZM109 56H110V54H109ZM109 56H108V58H109ZM117 56H118V55L116 54V57H117ZM126 56H128V55H126ZM146 56H147V55H146ZM153 56H154V55H153ZM163 56H164V55H163ZM163 56H162V57H163ZM178 56H179V55H178ZM184 56H185V55H184ZM190 56H191V55L189 54V57H190ZM199 56H201V54H200ZM204 56H205V54H204ZM217 56H218V55H217ZM217 56H216V57H217ZM225 56H226V55H225ZM10 57H11V56H10ZM15 57H16V56H15ZM15 57H14V59H15ZM33 57H34V56H33ZM68 57H71V56L67 55V59H68ZM73 57H74V54L72 55L71 58H73ZM89 57L91 58V57H92V54H91V56H89ZM94 57H95V56H94ZM114 57H115V56H114ZM114 57H113V59H114ZM124 57H125V56H124ZM124 57H123V58H124ZM134 57H135V56H134ZM134 57H132V58H134ZM151 57H152V56H151ZM157 57H158V60H159L160 57H159V56H157ZM165 57H166V56H165ZM191 57L193 58V56H191ZM223 57H224V56H223ZM226 57H227V56H226ZM233 57H234V56H233ZM233 57H232V58H233ZM235 57H236V56H235ZM18 58H19V57H18ZM34 58H35V57H34ZM40 58H41V56H40ZM71 58H69V59H71ZM86 58H87V56H86ZM118 58H120V57L118 56ZM121 58H122V55H121ZM121 58H120V60H123V59H121ZM125 58H126V57H125ZM129 58H131V57H129ZM132 58H131V59H132ZM167 58H168V57H167ZM192 58H191V59H192ZM227 58H228V57H227ZM227 58H226V59H227ZM236 58H237V57H236ZM64 59L66 60V58H64ZM87 59L90 60L89 58H87ZM97 59H98V58H97ZM97 59H96V60H97ZM110 59H111V58H110ZM115 59H116V58H115ZM137 59H138V58H137ZM139 59H140V58H139ZM142 59H143V58H142ZM148 59H149V58H148ZM156 59H157V58H156ZM186 59H187V57H186ZM191 59H190V60H191ZM233 59H234V58H233ZM239 59H241V58H239ZM58 60H59V59H58ZM71 60H72V59H71ZM74 60H75V58H74ZM92 60H93V59H91V63H90V65L92 64V62L95 61V60H94V61H92ZM98 60H99V59H98ZM100 60H101V59H100ZM105 60H106V59H105ZM135 60H136V59H135ZM160 60H161V59H160ZM163 60H165V59H163ZM215 60H216V59H215ZM217 60H218V59H217ZM219 60H221V59L219 58ZM224 60H225V58H224ZM224 60L222 59V62H221V63H223V65L225 64V63H224V62H225ZM227 60H228V59H227ZM231 60H232V59H231ZM24 61H25V60H24ZM66 61H67V60H66ZM66 61H65V62H66ZM69 61H70V60H69ZM76 61H77V60H76ZM76 61H75V63H73V65L71 64V61H70L71 67H72V66L74 67V64H76ZM84 61H85V60H84ZM113 61H114V60H113ZM115 61H116V62H114V63H118L117 60H115ZM125 61H127V58H126V60H124V62H125ZM128 61H129V60H128ZM128 61H127V62H128ZM130 61H131V60H130ZM133 61H134V60H133ZM133 61H132V62H133ZM156 61H157V60H156ZM233 61H234V63H236V62H235V59H234ZM44 62H45V61H44ZM46 62H47V61H46ZM61 62H62V61H61ZM73 62H74V61H73ZM86 62H87V61H86ZM98 62H99V61H96L97 64H98ZM127 62H125V63L127 64ZM141 62H142V61H141ZM143 62H144V61H143ZM148 62H149V61H148ZM153 62H154V61H153ZM176 62H177V61H176ZM183 62H184V61H183ZM94 63H95V62H94ZM94 63H93V64H94ZM100 63H101V62H100ZM108 63H110V60H109ZM121 63H122V62H121ZM155 63H156V62H155ZM232 63H233V62H232ZM60 64H61V63H60ZM60 64H59V65H60ZM62 64H63V62H62ZM66 64H68V62H67ZM70 64H68V65H70ZM87 64H88V63H87ZM93 64H92L91 68H92V67L95 68L94 66H96V65L93 66ZM123 64H124V63H123ZM133 64H134V62H133ZM139 64H140V63H139ZM159 64H160V63H159ZM172 64L174 65V63H172ZM175 64H176V63H175ZM226 64H227V63H226ZM31 65H32V64H31ZM35 65H36V64H35ZM35 65H34V66H35ZM64 65H65V63L63 64V66H64ZM90 65H89V66H90ZM98 65H99V64H98ZM101 65H104V62H103V61H102V64H100L99 66H101ZM106 65H107V64H106ZM110 65H112V64L110 63ZM110 65H109V66H110ZM114 65H115V64H114ZM114 65H112V66L114 67ZM119 65H120V64H119ZM156 65H158V64H156ZM166 65H167V64H166ZM170 65H171V64H170ZM170 65H169V66H170ZM191 65H192V64H191ZM191 65H190V66H191ZM221 65H222V64H221ZM233 65H236V64H233ZM49 66H50V65H49ZM51 66H52V65H51ZM79 66H80V64H79ZM82 66H84V65H82ZM87 66H88V65H87ZM107 66H108V65H107ZM116 66H117V65H116ZM124 66H125V65H124ZM136 66H137V65H136ZM139 66H141V65H139ZM150 66H151V65H150ZM176 66H177V65H176ZM190 66H189V67H190ZM193 66H194V65H193ZM214 66H215V65H214ZM226 66H227V65H226ZM226 66L224 65L223 67H226ZM43 67H44V66H43ZM52 67H54V66H52ZM55 67H56V66H55ZM75 67L77 68L78 66L76 65ZM75 67H74V68H75ZM125 67H126V66H125ZM127 67H128V66H127ZM130 67H132V66H130ZM170 67H171V66H170ZM45 68H47V67L45 66ZM49 68H50V67H49ZM57 68H58V66H57ZM76 68H75V69H76ZM78 68H79V67H78ZM91 68H90V69H91ZM96 68H97V67H96ZM96 68H95V69H96ZM98 68H99V67H98ZM98 68H97V69H98ZM100 68H101V67H100ZM106 68H107V67H106ZM115 68H119L118 70H120V67H118V66L115 67ZM147 68H148V67H146V69H147ZM164 68H165V67H164ZM206 68H207V66H206ZM212 68H213V67H212ZM217 68L220 69L218 66H217ZM217 68H216V69H217ZM71 69H73V68H71ZM86 69H87V68H86ZM102 69H103V67H102ZM107 69L109 70V68H107ZM112 69H113V68H112ZM112 69H111V70H112ZM127 69H128V68H127ZM127 69L125 68L124 71L127 70ZM132 69H133V67H132ZM132 69H131V70H132ZM134 69H135V68H134ZM148 69H150V67H149ZM154 69H155V67H154ZM165 69H166V68H165ZM213 69H214V68H213ZM216 69H215V70H216ZM49 70H52V69H49ZM54 70H56V68H55ZM91 70H92V69H91ZM100 70H101V69H100ZM111 70H109V71L111 72ZM129 70H130V68H129ZM141 70H142V69H140V71H141ZM143 70H144V69H143ZM143 70H142V71H143ZM155 70H156V69H155ZM158 70H159V69H158ZM160 70H161V69H160ZM162 70H164V69H162ZM162 70H161V71H162ZM168 70H169V69H168ZM171 70H172V69H171ZM171 70H170V71H171ZM177 70H178V69H177ZM231 70H232V69H231ZM60 71H58V73H59ZM72 71H73V70H72ZM72 71H70V72H72ZM74 71H75V70H74ZM86 71H87V70H86ZM89 71H90V70L88 69V72H89ZM95 71H96V70H95ZM104 71H105V69H104ZM127 71H128V70H127ZM134 71H135V70H134ZM137 71H138V70H137ZM140 71H139V72H140ZM148 71H150V70H148ZM148 71H147V72H148ZM178 71H179V70H178ZM182 71H183V70H182ZM208 71H209V69H208ZM218 71H220V70H218ZM232 71H233V70H232ZM55 72H56V71H55ZM75 72H76V71H75ZM92 72H93V71H92ZM107 72H108V71H107ZM114 72H115V71H114ZM118 72H119V71H118ZM129 72H130V71H129ZM131 72H132V71H131ZM139 72H138V73H139ZM165 72H166V70H165ZM171 72H172V71H171ZM201 72H202V71H201ZM212 72H213V71H212ZM212 72L209 71V74H212V76L210 75L212 78L208 75V76H209L208 78H210V79L208 80V82H210V83H209L210 85H209V84H206V85H209L210 87H211V84L214 83L215 80H217L216 76L219 77V76H218L219 73H218L217 71H216V72H213V73H212ZM220 72H221V71H220ZM222 72H223V71H222ZM53 73H54V71H53ZM56 73H57V72H56ZM56 73H55V74H56ZM78 73H79V72H78ZM101 73H102V72H101ZM112 73H113V72H112ZM119 73H121V72H119ZM122 73H123V72H122ZM148 73L151 74V72H148ZM155 73H156V72H155ZM166 73H167V72H166ZM174 73H175V71H174ZM183 73H184V72H183ZM229 73H230V72H229ZM90 74H91L92 77H93V76H96V73H90ZM110 74H111V73H110ZM127 74H128V73H127ZM129 74H130V73H129ZM131 74H132V73H131ZM131 74H130V75H131ZM136 74H137V73H136ZM143 74H144V73H143ZM145 74H146V72H145ZM153 74H154V71H153ZM159 74H160V72H159ZM161 74H163V73H161ZM175 74H177V73H175ZM213 74H214V75H213ZM233 74H234V73H233ZM68 75H70V74H68ZM71 75H72V74H71ZM99 75H100V74H99ZM114 75H117V76H118V74H114ZM114 75H113V76H114ZM122 75H123V74H122ZM125 75H126V74H125ZM125 75H124V76H125ZM138 75H139V74H138ZM146 75H147V74H146ZM155 75H156V74H155ZM89 76H90V75H89ZM97 76H98V75H97ZM104 76H105V73H104ZM104 76H103V77H104ZM106 76H108V75H106ZM127 76H129V75H126V78H127ZM132 76H133V74H132ZM140 76H142V75L140 74ZM227 76H229V75H226V78H227ZM98 77H99V76H98ZM101 77H102V76H101ZM111 77H112V76H111ZM115 77H116V76H115ZM121 77H122V76H121ZM147 77H148V76H147ZM147 77H146V78H147ZM187 77H188V76H187ZM187 77H186V78H187ZM96 78H97V77H96ZM99 78H100V77H99ZM109 78H110V77H109ZM129 78H130V77L127 78L128 81H129ZM141 78H142V77H141ZM143 78H145V75L143 76ZM146 78H145V79H146ZM150 78H151V77H150ZM213 78H215V79H213ZM222 78H223V77H222ZM230 78H231V75H230ZM232 78H233V77H232ZM97 79H98V78H97ZM137 79H139V77H138ZM169 79H170V78H169ZM178 79H181V78H178ZM189 79H190V78H189ZM211 79H213L214 81H212ZM220 79H221V78H220ZM227 79H229V78H227ZM233 79H234V78H233ZM94 80H96V79H94ZM99 80H100V79H99ZM110 80H111V78H110ZM124 80H125V79H124ZM134 80H135V79H133L132 81H134ZM139 80H140V79H139ZM139 80H138V81H139ZM147 80H149V79H146V81H145L146 84H147V82H148ZM154 80H155V79H154ZM204 80H205V79H204ZM210 80H211V81H210ZM230 80H232V79H230ZM97 81H98V80H97ZM132 81H131L130 84H132ZM150 81H152V80H150ZM156 81H157V80H156ZM225 81H226V80H225ZM17 82H18V83H17ZM124 82H125V81H124ZM129 82H130V81H129ZM153 82H154V81H152V84H153ZM157 82L159 83V81H157ZM172 82H173V81H172ZM205 82H206V81H205ZM205 82H203V84H204ZM220 82H221V81H220ZM228 82H229V80H228ZM136 83H137V82H136ZM226 83H227V82H226ZM235 83H236V82H235ZM130 84L128 83V86H129ZM152 84H151V87L153 86V87L155 88V86H156L155 84H157V83L154 82V85H152ZM188 84H189V82H188ZM215 84H216V83H215ZM215 84H214V85H215ZM220 84H221V83H220ZM229 84H233V83H231V81H230ZM119 85H120V84H119ZM133 85H134V84H133ZM139 85H140V83H139ZM157 85H158V84H157ZM159 85H161V84L159 83ZM159 85H158V86H159ZM201 85H202V84H201ZM206 85H205V86H206ZM125 86H126V85H125ZM137 86H138V84H137ZM144 86H146V85H144ZM147 86H148V85H147ZM149 86H150V84H149ZM149 86H148V87H149ZM158 86H157V87H158ZM216 86H218V85H216ZM216 86H215V87H216ZM228 86H231V85H228ZM114 87H116V88H114ZM120 87L122 88L121 85H120ZM131 87H132V85H131ZM141 87H142V86H141ZM160 87H161V86H160ZM160 87H158V88H160ZM162 87H163V86H162ZM182 87H183V86H182ZM198 87H199V86H198ZM202 87H203V86H202ZM212 87H213V85H212ZM133 88H136V86H135V87L133 86ZM139 88H140V87L138 86V87L136 88L137 90L134 89V90H135V93H137V95H140V93L143 91V89L141 88L142 90H140V91H141V92H140V91L138 90ZM154 88H151V89L153 90ZM167 88H168V87H167ZM167 88H166V90H164L165 88H164L163 90H161L162 88L159 89V90H160V92H161V91H162V92H163V91H164V92H165V91L168 92V91H167ZM169 88H170V87H169ZM177 88H178V87H176V88L174 87L173 93H170V91H169V93H170V95H171L172 97H174L173 94H174V95H175V94L177 95V93H178V95H179V92H181V91L179 90V88H178V90H177ZM192 88H194V87H192ZM199 88H201V87H199ZM205 88H207V87H205ZM205 88H204V89H205ZM230 88H231V87H230ZM127 89H128V88H127ZM131 89H132V88H131ZM146 89H147V88H146ZM149 89H150V88H149ZM149 89H148V90H149ZM175 89H176L177 91H176ZM182 89H183V88H181V90H182ZM186 89H187V88H186ZM186 89H185V91L183 90L184 92L182 91L183 93L181 92L182 94H180V95H183V96H184V94L186 95L185 92L188 90V89H187V90H186ZM190 89H191V88H190ZM197 89H198V88H197ZM197 89H195V90H197ZM202 89H203V88H202ZM227 89H229V88L227 87ZM105 90H104V91H105ZM113 90H112V91H113ZM120 90H121V89H120ZM144 90H145V88H144ZM148 90H147V92H146L147 94L150 93V92H148ZM152 90H150V91L152 92ZM154 90H157V88H155ZM159 90H157L155 93H154V91H153V92H152L153 94L150 93L151 96H150V95H147V97H146V95H145L146 93H145V91H144V92H142V95H143V93H145L143 96H145L146 98H145V97H141V95L138 96V98L141 97V98H144L145 100H147V98H150V99H152V100H151V104H154L153 107H155V104L158 105V103H159L160 106H163V107H164V110H163V109H162V110L165 111V110H166V109H165V106L162 105V104H164L163 101H166V99H168V98L171 99V98H170L171 96H170V97L168 96V98L163 97L164 95L162 96V94H164V93H162V94L159 93ZM168 90H169V89H168ZM171 90H172V88H171ZM195 90H194V91H195ZM198 90H199V89H198ZM90 91H91V90H90ZM112 91H111V89H110V92H112ZM124 91H125V90H124ZM124 91H120V93H118V92H117V93H118V94H121V92H124ZM128 91H129V90H128ZM130 91L133 92V90H130ZM203 91H204V90H203ZM205 91H206V89H205ZM86 92H87V91H86ZM86 92H85V93H86ZM171 92H172V91H171ZM187 92H188V91H187ZM225 92H226V91H225ZM69 93H68V95H69ZM82 93H83V92H82ZM87 93H88V92H87ZM87 93H86V95H87ZM125 93H126V94H125ZM133 93H134V92H133ZM135 93H134V94H135ZM190 93H191V92H190ZM227 93H228V92H227ZM96 94H98V95H96ZM101 94H102V93H101ZM105 94H106V93H105ZM167 94H168V93H167ZM222 94H223V93H222ZM229 94L231 95V93H229ZM232 94H233V93H232ZM235 94H237V93L235 92ZM72 95H73V94H72ZM82 95H83V94H82ZM86 95H85V96H86ZM103 95H104V93H103ZM108 95H109V94H108ZM126 95H127V92H124L123 95H122V97H120V95H119L120 98L117 97V95H116L115 97H117V98H115V97H114V98H115V100L118 99V100H116L117 102H115V101H114V98L110 96V100H111L112 102H111V101H108V103H107L106 105L110 106L109 103L111 102V103L113 104V107L115 108V109L113 108L114 110H116V109H118V108H122V110H124L125 112H127V111L130 112V111H131L130 113H132V110H133V112H134V111H135V112L138 111L140 115L137 114L138 112L135 113L136 115H135V116H132V117H130L129 115H126V116H129V117H130V118L128 117V118L130 119V120H129V119H128V120L131 122V126H132V127L130 128V127L127 126V128H126V127L124 126V128H126V130H125V131L122 130V131H124V132L121 131L122 134H120V133H121V132H120L121 128H119V129H120V130H119V129H118V126H119V127H121V126L123 127V125H125L124 122H123L124 124L122 123V120H123V119L120 120L121 123L118 122V121H117V122H111L112 120L109 121V123H107L108 120L106 121L105 118H104V119H105V122L103 121L104 123H106V124H108V125L111 124V123H112V124L115 123V125H116V123H118V124L120 123L119 125L117 124L118 126L116 125L117 128H116V126H112V124H111V129L116 128L117 132H118V130H119L120 133L118 132V134L121 135V139H122V135H123V133H125L127 130H128V131L133 130V126L136 128V130L138 129L139 132H141V131L143 132L144 130H146L147 125H143L144 123L142 124V121H144V120L141 121L142 118H141V113H140V111L142 112V110L144 109L145 112L143 111L142 116L145 117V118L149 117V116L146 117V115H148L147 111H149V110H147L148 108H146V105L148 104V101H149V100H147V102H145L144 99H143L144 103H143V101L141 100V102L143 103V105L145 106V108H142V105H141L142 103L140 102V103H141V104H140V103L138 102V103L140 104L141 108H142V110H138V108H137V107H139L138 103L135 104V105H137V106H135V105L132 106V105H131L132 103H130V101H129V98H130L131 96L128 97V95H127V96H126ZM129 95H130V94H129ZM131 95H132V94H131ZM165 95H166V94H165ZM176 95H175V96H176ZM178 95H177V97H178ZM180 95H179V96H180ZM187 95H188V93H187ZM220 95H221V94H220ZM223 95H224V94H223ZM227 95H228V94H226V96H227ZM101 96H102V95H101ZM105 96H106V95H105ZM148 96H149V97H148ZM183 96H180V97H183ZM80 97H81V96H80ZM135 97H137V96L135 95ZM177 97H176L175 100L172 98V99H173V102H177V103L182 104V101H183V100L180 102V101L177 99ZM184 97H185V96H184ZM191 97H192V96H191ZM191 97H190V98H191ZM243 97H244V95H243ZM72 98H73V99L76 98L79 102H81V103L85 106V107H83V105L81 104L82 107H83V108H86L87 112H86V110H85V111H84V110H81V107H80V106H78V107H79V108H78V107H76V106L74 107V105H73V106H72V105H69V102H70V100H71ZM93 98H92V100H93V102H94L95 100H94ZM107 98H108V97H107ZM244 98H247V96L244 97ZM249 98H251V96H250ZM73 99H72V100H73ZM81 99H85V98H83V96H82ZM89 99H90V98H89ZM98 99H99V98H98ZM130 99H132V98H130ZM134 99H135V98H134ZM153 99H154V100H153ZM169 99H168V100H169ZM172 99H171V100H172ZM192 99H193V98H192ZM247 99H248V98H247ZM86 100H87V99H86ZM101 100H103V98H102ZM139 100H140V98H139ZM139 100H137V98H136V101H139ZM155 100H156V101H155ZM180 100H181V98H180ZM252 100H253V99H252ZM74 101H75V100H74ZM74 101H73V103H74ZM89 101H91V100H89ZM104 101H105V100H104ZM136 101H135V102H136ZM188 101H189V100H187V103H188ZM79 102H78V103H79ZM83 102H84V103H83ZM106 102H107V101H105V103H106ZM132 102L135 103L134 101H132ZM149 102H150V101H149ZM153 102H156V103H153ZM184 102H185V101H184ZM258 102H259V101H258ZM70 103H71V102H70ZM78 103H77V105H79ZM95 103H97V101H96ZM102 103H103V101H102ZM146 103H147V104H146ZM216 103H217V102H216ZM259 103H260V102H259ZM74 104H75V103H74ZM145 104H146V105H145ZM172 104H173V103H172ZM183 104H184V103H183ZM75 105H76V104H75ZM106 105H105V106H106ZM148 105L150 106V103H149ZM157 105H156V106H157ZM166 105H167L166 108H168V105H169V104H167V102H166ZM170 105H171V104H170ZM184 105H185V104H184ZM184 105H181L180 108H182V106H184ZM160 106H159V107H160ZM192 106H193V105H192ZM258 106H259V105H258ZM106 107H107V106H106ZM106 107H105V110H104V111H105V112H109V109H106ZM150 107H152V106H150ZM150 107H149V108H150ZM171 107H172V106H171ZM175 107H177V106H175ZM184 107H185V106H184ZM184 107H183V108H184ZM187 107H188V106H187ZM187 107H186V108H187ZM195 107H196V106H195ZM107 108H108V107H107ZM110 108H111V106H110ZM136 108H137V109H136ZM139 108H140V107H139ZM141 108H140V109H141ZM145 109H146V110H145ZM168 109H169V108H168ZM168 109H167V110H168ZM172 109H173V108H171V109H169V110L171 111ZM175 109H176V108H175ZM177 109H178V108H177ZM177 109H176V110H177ZM101 110H102V109H101ZM106 110H108V111H106ZM110 110H111V109H110ZM119 110H121V109H119ZM122 110H121V111H122ZM156 110H158L157 107H156V109L154 108V110L150 109V111H152V112H153V111L156 112ZM160 110H161V108L159 109V111H160ZM162 110H161V111H162ZM167 110H166V113H165V112L163 113V111H162V112L160 111V112L163 113V115H164V114L166 115V114H167ZM180 110H181V109H180ZM180 110H179V113L176 114L177 116H178V114H180V113L183 114V113L186 111V110H185V111L181 112ZM104 111L102 110V112H104ZM124 111H123V112H124ZM159 111L156 112V113L159 114V113H160ZM189 111H190V110H189ZM189 111H188V112H189ZM196 111H197V110H196ZM199 111H200V110H199ZM261 111H262V110H261ZM174 112H175V111H174ZM174 112H173V113H174ZM177 112H178V111H177ZM150 113H151V112H150ZM161 113H160V114H161ZM173 113H172V114H173ZM185 113H186V112H185ZM185 113H184V114H185ZM198 113H201V112H198ZM198 113H196V114H198ZM214 113H215V112H214ZM108 114H109V113H108ZM111 114H112V113H111ZM115 114H116V113H115ZM132 114H134V113H132ZM153 114H154V113H153ZM153 114H152V115H153ZM157 114H155V115H153V116H156ZM182 114H180V115H181L182 117H185L184 114H183V115H182ZM193 114H195V113H191V115H193ZM212 114H213V113H212ZM130 115H131V114H130ZM149 115H151V114H149ZM161 115H162V114H161ZM167 115H169V114H167ZM176 115H175V117H176ZM185 115H186V114H185ZM111 116H112V115H111ZM115 116H116V115H115ZM123 116H125V114H124ZM159 116H160V115H159ZM159 116H158V118H159ZM173 116H174V114H173ZM204 116H205V115H204ZM261 116H262V115H261ZM98 117H99V116H98ZM116 117H117V116H116ZM156 117H157V116H156ZM162 117H163V116H162ZM162 117L160 116L161 119H160V120L158 119V120L161 121V120L163 119ZM175 117H174V118H175ZM187 117H188V116H187ZM187 117L183 118V120H185V122H186ZM194 117L196 118L197 116H194ZM205 117H206V116H205ZM209 117H210V116H209ZM209 117H208V118H209ZM94 118H96V117H94ZM99 118H101V117H99ZM102 118H103V117H102ZM108 118H109V117H108ZM111 118H113V117H111ZM120 118H121V117H120ZM120 118H119V119H120ZM154 118H155V117H154ZM154 118H153V120H155ZM197 118H198V117H197ZM197 118H196V119H197ZM259 118H260V117H259ZM109 119H110V118H109ZM119 119H117V120H119ZM143 119H144V118H143ZM150 119H152V116H151ZM150 119H149V120H150ZM165 119H166V118H165ZM170 119L172 120L171 115H170ZM176 119H177V120H181V119H180V116L176 117ZM189 119H190V117H189ZM193 119H194V118L192 117L190 120L192 121ZM198 119H199V118H198ZM206 119H207V118H206ZM260 119H261V118H260ZM98 120H99V119H98ZM98 120L95 119V120H93V121H97V122H99L101 119H100L99 121H98ZM173 120H175V119H173ZM173 120H172V121H173ZM177 120H175V121L178 122ZM183 120H182L181 122L184 124ZM194 120H195V119H194ZM194 120H193V121H194ZM124 121H125V120H124ZM145 121H146L145 124H147L148 118H147V120H145ZM159 121L156 122V120H155L156 123H160ZM167 121H168V119H167ZM89 122H91V121H89ZM110 122H111V123H110ZM126 122H127V121H126ZM130 122H129V123H130ZM151 122H152V120H151ZM162 122H163V121H162ZM170 122H171V121H170ZM257 122H258V121H257ZM257 122H256V123H257ZM104 123H102V124L104 125ZM127 123H128V122H127ZM129 123L126 124V125H129ZM163 123H164V122H163ZM89 124H92V123H89ZM89 124H88V125H89ZM102 124H101V125H102ZM106 124H105L104 126H105V128H108L107 130H109V127H106V126H108V125H106ZM121 124H123V125H121ZM154 124H155V123H154ZM171 124H174V123H171ZM177 124H178V123H177ZM177 124H176V125H177ZM180 124H181V123H180ZM243 124H244V123H243ZM262 124H263V123H262ZM120 125H121V126H120ZM148 125H150V124H148ZM152 125H153V124H152ZM248 125H249V124H248ZM252 125H253V124H252ZM258 125H259V124H258ZM260 125H261V124H260ZM99 126H100V125H99ZM109 126H110V125H109ZM129 126H130V125H129ZM166 126H167V125H166ZM171 126H172V125H171ZM171 126H170V124H169V127H168V128L170 129ZM181 126H182V124H181ZM102 127H103V126H102ZM238 127H239V126H238ZM252 127H253V126H252ZM258 127H259V126H258ZM82 128H83V127H82ZM84 128H85V126H84ZM99 128H100V127H99ZM124 128H123V129H124ZM129 128H130V130H129ZM135 128H134V131H135ZM241 128H242V127H241ZM256 128H257V125H256ZM256 128H255V130H256ZM262 128H263V127H262ZM171 129H173V128L171 127ZM114 130H115V129H114ZM148 130H151V129L148 128L146 131H148ZM227 130H228V129H227ZM236 130H237V129H236ZM111 131H112V130H111ZM168 131H169V130H168ZM234 131H235V130H234ZM237 131H239V128H238ZM237 131H236V133H235L236 135H237ZM104 132H105V131H104ZM104 132H103V134H104ZM107 132H108V131H107ZM132 132H133V131H132ZM142 132H141V134H142ZM144 132H145V131H144ZM148 132H149V131H148ZM215 132H216V131H215ZM224 132H225V131H224ZM136 133H137V132H136ZM149 133H152V132H149ZM219 133H220V132H219ZM225 133H226V132H225ZM259 133H260V132H259ZM76 134H77V135H76ZM130 134H131V133H130ZM139 134H140V133H139ZM153 134H154V133H153ZM212 134H213V132H212ZM214 134H215V133H214ZM217 134H218V133H217ZM226 134H227V133H226ZM230 134H231V133H230ZM235 134H234V136H235ZM244 134H245V133H244ZM75 135H76V136H75ZM105 135H107V134L105 133ZM113 135H114V134H113ZM113 135H112V136H113ZM126 135H127V134H126ZM133 135H134V134H133ZM137 135H138V134H137ZM210 135H211V134H210ZM224 135H225V134H224ZM227 135H228V134H227ZM227 135H226V136H227ZM242 135H243V134H242ZM102 136H103V135H102ZM108 136H109V133H108ZM110 136H111V135H110ZM124 136H125V135H124ZM128 136H129V132H128ZM139 136H140V135H139ZM139 136H137V137H139ZM142 136H143V134H142L140 137H142ZM215 136H217L216 138H218V135L215 134ZM231 136H232V134H231ZM231 136H230V138H231ZM234 136H233V139H234ZM237 136H238V135H237ZM239 136H241V135L239 134ZM115 137H116V136H115ZM117 137H119V135H118ZM130 137H132V136H130ZM140 137L138 138V140L140 139ZM146 137H147V136H146ZM220 137H221V136H220ZM228 137H229V135H228ZM228 137H227V139H228ZM242 137H243V136H242ZM261 137H263V135H261ZM110 138H111V137H110ZM132 138H133V137H132ZM237 138H238V137H237ZM237 138H235V139L238 140L239 138H238V139H237ZM254 138H255V137H254ZM73 139H74V138H73ZM121 139H120V140H121ZM136 139H137V138H136ZM233 139H232V140H233ZM242 139H243V138H242ZM256 139H258V137H256ZM262 139H263V138H262ZM262 139L260 138V141H261ZM127 140H128V139H127ZM240 140H241V139H240ZM248 140H249V139H248ZM253 140H254V139H253ZM258 140H259V139H258ZM258 140H257V141H258ZM2 141H1V142H2ZM107 141H108V140H107ZM134 141H135V140H134ZM142 141H143V140H142ZM250 141H251V140H250ZM260 141H259V143H262L263 140H262L261 142H260ZM16 142H15V143H16ZM71 142H72V141H71ZM121 142H122V141H121ZM121 142H120V143H121ZM125 142H126V141H125ZM127 142H129V141H127ZM131 142H132V141H131ZM166 142H167V141H166ZM229 142H231V141H229ZM232 142H234V141H232ZM232 142H231V143H232ZM15 143H14V145H15ZM55 143H57V142H55ZM55 143H54V144H55ZM63 143H64V142H63ZM115 143H116V142H115ZM197 143H199V142H196V144H197ZM24 144H25V143H24ZM24 144H23V145H24ZM42 144H43V143H42ZM64 144H65V143H64ZM129 144H130V143H129ZM139 144H140V143H139ZM162 144H163V142H162ZM164 144H165V141H164ZM200 144H201V143H200ZM228 144H229V143H228ZM244 144H245V143H244ZM30 145H31V144H30ZM62 145H63V144H62ZM159 145H160V144H159ZM236 145H237V144H236ZM240 145H242V143H241ZM262 145H263V144H262ZM20 146H21V145H20ZM126 146H127V145H126ZM126 146H125V147H126ZM246 146H247V145H246ZM1 147H3V146H1ZM1 147H0V148H1ZM51 147H52V146H51ZM242 147H243V146H242ZM262 147H263V146H262ZM262 147H261V148H262ZM4 148L7 150L6 147H4ZM105 148H106L107 150H109L110 155L107 156L108 158H106V159L104 158V161H103L102 158H103L104 156H101V157H102V158H101V157H100V154L105 150ZM246 148H247V147H246ZM2 149H3V148H2ZM2 149L0 150V167L3 166V167H4V170H5V167H7V169L10 168L11 170H10V169H9V170H10L11 172L13 171L12 173L14 174V175H13L11 172H9L10 174L13 175V176H11V177L15 178L14 181H19L18 183L20 184L23 180H22V176H20V179L22 180L21 182H20L19 178H18V179L16 178V177L18 176V174L21 173V175H22V174H24L23 172H25V174H28V173L25 171V169H21V168H22L21 165H23L22 162H24V166H25V165H27V163L30 162V158H32V157H31L32 155H34L33 157H37V158H38V154H36L37 156H35V153H36L37 151L35 152L34 150H32V151H34V154H32L33 152L31 153L32 155H31V154H28V155L30 156V158H29V156L27 155L26 158H29V160L27 159V160H28V161H27V160H25L26 158H24V157H23L24 159L19 158L18 156H20V155H17V154H16V156H14L15 154L12 155V153H11L12 151L10 152V153H11V154H10V153L4 152V150L2 151ZM34 149H35V147H34ZM124 149H125V148H124ZM126 149H127V148H126ZM170 149H171V147H170ZM170 149L168 150L169 153L171 152ZM193 149H194V148L191 149L192 152H193ZM195 149H196V148H195ZM51 150H52V148H51ZM67 150L69 151V154H68V151H67ZM182 150H183V149H182ZM189 150H190V149H189ZM197 150H199V149H197ZM47 151H48V150H47ZM47 151H46V152H47ZM105 151H106V150H105ZM127 151H128V150H127ZM151 151H152V150H151ZM172 151H173V150H172ZM183 151H184L183 153H186L185 150H183ZM8 152H9V151H8ZM41 152H42V150H41ZM44 152H45V151H44ZM44 152H43V153H44ZM49 152H50V150H49ZM49 152L46 153V154H49ZM51 152H50V153H51ZM137 152H138V151H137ZM176 152H177V151H176ZM192 152H191V153H192ZM37 153H39V150H38ZM43 153H42V154H43ZM103 153H104V152H103ZM103 153H102V155H105V154H106V153H104V154H103ZM146 153H147V152H146ZM177 153H178V152H177ZM177 153H176V154H177ZM187 153H188V152H187ZM187 153H186V154H187ZM193 153L195 154L196 152H193ZM193 153H192V154H193ZM24 154H25V153H24ZM42 154L40 153L41 156H42ZM54 154H55V155H54ZM107 154H108V153H107ZM123 154H124V153H123ZM140 154H141V153H140ZM178 154L180 155V149H179V153H178ZM181 154H182V152H181ZM186 154H185V155H186ZM188 154H190V153H188ZM200 154H201V153H200ZM120 155H122V153H120ZM146 155H147V154H146ZM149 155H150V154H149ZM169 155H170V154H169ZM171 155H172V154H171ZM24 156H25V155H24ZM41 156H40V157H41ZM44 156H45V154H43V157H44ZM49 156H51V155L49 154ZM140 156H141V155H140ZM180 156H183V155H180ZM192 156H193V155H192ZM45 157L47 158L48 155L45 156ZM45 157H44V159H45ZM183 157H184V156H183ZM188 157H189V156H188ZM188 157H187V158H188ZM37 158H36V159H37ZM41 158H42V157H41ZM68 158H69V159H68ZM138 158H139V157H138ZM138 158H137V159H138ZM181 158H182V157H181ZM33 159H34V158H33ZM33 159H31V160L33 161ZM67 159H68V160H67ZM122 159H123V158H121V160H122ZM179 159H180V157H178V162L181 163V162H180L181 160H184V159L186 160V156H185V158L180 159V161H179ZM190 159H191V158H190ZM38 160H39V159H37V161H36L37 165H36V163L34 162L35 159H34V161H33V164L35 163L36 167H37L38 164H39V163H38ZM42 160H43V158H42ZM47 160H49V158H47ZM70 160H71V162H70ZM92 160H91V161H92ZM100 160H99V161H100ZM105 160H106V162H105ZM121 160H120V163H121ZM185 160H184V163H186ZM39 161H41V160H39ZM43 161H46V160H43ZM60 161H61L62 163H61ZM187 161H188V159H187ZM66 162H67V163H66ZM86 162H87V158H86ZM86 162H85V163H86ZM88 162H90V161L88 160ZM88 162H87V163H88ZM92 162H93V161H92ZM96 162L98 163V161H96ZM188 162H189V161H188ZM41 163H42V161H41ZM90 163H91V162H90ZM108 163H107V166H109ZM113 163H114V162H113ZM115 163H116V162H115ZM29 164H30V163H29ZM60 164H61V165H60ZM92 164H94V163H92ZM99 164H100V165H99L100 167L97 166L96 164L93 166V167H95V170H96L97 167L100 168V169L98 168L99 170H103V169H104L103 167H102L103 169H101V166H102V165H101V163H99ZM116 164H117V163H116ZM121 164H122V163H121ZM121 164H120V166H122ZM123 164H124V162H123ZM181 164H182V163H181ZM181 164H180V165H181ZM35 165H34V167H35ZM44 165L47 166V164H44ZM69 165H70V166H69ZM88 165H89V163L87 164V166H88ZM114 165H115V164H114ZM114 165H113V166H114ZM183 165H184V164H183ZM189 165H190V164H189ZM189 165H187V163H186L185 166L188 167ZM20 166H21V167H20ZM46 166H45V167H46ZM81 166H83V167L81 168ZM105 166H106V165H105ZM107 166H106V167H107ZM110 166H111V167H109V171H110V168H112V165H110ZM118 166H119V164H118ZM120 166H119V167H120ZM185 166H184V167L181 166L182 169L184 168V169H183V172H185ZM190 166H191V165H190ZM8 167H9V168H8ZM29 167H31V166H28V171H29ZM34 167L32 166L31 169H33L32 171H33V173L35 174L36 171L34 172V170H35L36 167H35V168H34ZM40 167H41V165H40ZM42 167H43V169H44V166H42ZM64 167H63L61 173H65L63 170H68V169H64ZM85 167H86V166H85ZM93 167H92V168H93ZM114 167H116V166H114ZM114 167H113V168H114ZM136 167H137V166H136ZM141 167H143V166H141ZM141 167H139V168H141ZM23 168H24V167H23ZM49 168H50V167L47 166L46 170L49 169ZM113 168H112V169H113ZM120 168H121V167H120ZM38 169H39V166H38ZM38 169H36V170H38ZM41 169H42V168H40V170H41ZM51 169H52V167H51ZM54 169H53V170H54ZM93 169H94V168H93ZM118 169H119V168H118ZM118 169L116 168V169H114V170H118ZM134 169H135V168H134ZM0 170H2V168H0ZM4 170H3V171H4ZM26 170H27V168H26ZM40 170H38V171L40 172ZM44 170H45V169H44ZM44 170H43V174H42V172H41V174H42V175H44V174L46 175L45 177H47V178H45V179H48V177L53 176V174L51 175V171H50V169H49L50 173H49V171L47 170L50 176H48L47 173H44ZM53 170H52V173H53ZM72 170H74V171H72ZM95 170H92L93 173H95V172H94ZM107 170H108V169L105 168V169H104V172L107 171ZM114 170H113V172H116V171H114ZM121 170H122V169H121ZM121 170H118V171H119V172H122ZM140 170H143V169L141 168ZM3 171H2V172H3ZM30 171H31V170H30ZM111 171H112V170H111ZM111 171H110V172H111ZM136 171H137V168H136ZM138 171H139V170H138ZM5 172H6V171H5ZM5 172H3L2 174H3L4 177L7 178L9 174L6 172L8 175L5 176V175H4ZM45 172H46V171H45ZM89 172H90V171H89ZM89 172H86V173H89ZM100 172H103V171H100ZM104 172H103V174H104ZM110 172L107 171V172H105V173H106L107 175H109ZM113 172L110 173V174H111V175H110V178L113 177L112 175H114V176H115L116 174L119 175V172L116 173V174H113ZM132 172H133V171H132ZM132 172H131V173H132ZM140 172H142V171H140ZM144 172H145V170H144ZM144 172H143V173H144ZM146 172H147V171H146ZM146 172H145V174L149 173V172H147V173H146ZM30 173H31V172H30ZM30 173H29V174H30ZM55 173H54V174H55ZM57 173H56V175H54V176H56L57 178H56V177H53V178H56V179H60V180H61L62 176L59 174L60 177H58V176H57ZM84 173H85V172H84ZM91 173H92V172H91ZM96 173H97V174H101V173H99V172H96ZM129 173H130V172H129ZM2 174H0V175H2ZM66 174H67V173H66ZM123 174H124V173H123ZM123 174H120V175L122 176ZM137 174H139V173H137ZM137 174H136V175H132V176H136V177H137ZM32 175H33V174H32ZM37 175H38V174H37ZM75 175H76V176H75ZM101 175H102V174H101ZM101 175H100V176H101ZM127 175H128V174H127ZM141 175H142V174H141ZM151 175H152V174H151ZM234 175H235V174H234ZM9 176H10V175H9ZM14 176H15V177H14ZM33 176H34V175H33ZM71 176H69V178H70ZM83 176L85 177L86 175L83 174ZM111 176H112V177H111ZM121 176H116V177H115L116 180L113 178L115 181H118V186H119V183H120V182L122 183L121 179H122L123 177L121 178ZM123 176H125V174H124ZM145 176H146V177H145L146 179L151 177V176H149V174H147V175H145ZM147 176H148V177H147ZM23 177H26V176H23ZM28 177H30V175H29ZM74 177H72L73 180L75 179ZM84 177H82L83 179L81 178V180H80V179H79V180H76V179H75L76 182L80 183V185H81L82 187L79 186V184H76V186L74 187L75 180L73 181L71 178H70V179L73 181V183H71V180H70V185L67 184V185H68L67 187L73 186V188L76 189V188H78L77 186H79V191L76 189L77 192H78V194H79L81 191H84V190H85V189L83 188V187L86 188V186H84L85 184H88V182H89L88 185H93L92 183L95 181V180H94L95 178H93V177H91V176H90V177H91L90 180H89L90 177H88V175H87V177H85V178H87L88 180L85 179ZM101 177H102V176H101ZM143 177H144V175H143ZM257 177H258V176H257ZM6 178H5V179H6ZM53 178L51 177L50 181H52ZM102 178H103V177H102ZM138 178H139V175H138ZM140 178L143 179L142 177H140ZM140 178H139V179H140ZM261 178H262V177H261ZM10 179H12V178H10ZM40 179H41L42 181H44V182L46 181L45 179L42 178V176H41ZM40 179H39V180H40ZM56 179H53V181H52L53 184H54L55 181H56V184H58V182L60 181V180H56ZM92 179H93L94 181H92V183H91V180H92ZM103 179H107V178H103ZM134 179H135V177H132V182H134V181H133ZM136 179H137V178H136ZM253 179H255V178H253ZM253 179H252V180H253ZM39 180H38V182H34V184H35V183H36V184L39 183V184H37V186L40 185L41 182H39ZM48 180H49V179H48ZM48 180H47L46 182H49ZM54 180H55V181H54ZM68 180H69V179H68ZM96 180H98V179H96ZM114 180H113V182H114ZM152 180H153V179H152ZM256 180H257V178H256ZM27 181H28V180H27ZM30 181H31V180H30ZM57 181H58V182H57ZM136 181H137V180H136ZM136 181H135V182H136ZM138 181H140V180H138ZM138 181H137V182H138ZM141 181H142V180H141ZM141 181H140V183H141ZM147 181H149V183H150V180H146L145 182H147ZM28 182H29V181H28ZM31 182H32V181H31ZM31 182H29V183L26 185V187H27L29 184H30V185L33 184V183H31ZM46 182H45V185L47 186V183H46ZM64 182H65V181H63V183H64ZM68 182H69V181H68ZM135 182H134V183H135ZM182 182H183V181H182ZM187 182H188V181H187ZM15 183H16V182H15ZM15 183H14V185L17 184V189H19V187H18V186H19L18 183H16V184H15ZM52 183H51V185H52ZM66 183H67V182H65V185H66ZM96 183H97L98 186H99V180H98ZM134 183H133V184H134ZM138 183H139V182H138ZM142 183H143V182H142ZM185 183H186V182H185ZM188 183H189V182H188ZM194 183H195V182H194ZM196 183H197V182H196ZM196 183L194 184L195 186H196ZM216 183H217V181H216ZM229 183H230V182H225V183H224V182H222V183L220 182V185L223 184L222 186L219 187V188H221L222 190L219 189V188H217V189H218L217 193H218L219 190H220V191H224L226 194H229V196H230V195L232 196V198H231V196L228 197V195H226V196L228 197V198H227L228 201H229L230 199H233V200H234V197L236 196V192H234V191L232 192V191H231V190H232V189H231L232 186H231V184H229ZM231 183H232V185H233L232 188H234V184H233V182H231ZM250 183H251V182H249V184H250ZM252 183H253V181H252ZM34 184H33V186H34ZM71 184H73V185H71ZM122 184H123V183H122ZM122 184H120V185L122 186ZM190 184H191V183H189V185H190ZM192 184H193V182H192ZM245 184L247 185L248 183H245ZM254 184H255V183H253V186H252V184H251V186H250V185H248V186H244V187H247V188H245L247 191H246V192L244 191L245 193L243 192V194H246V195H247V196L244 195L245 197H247V198H245L246 202H250V201H247L248 197H249V199H252V197H254V195L256 196V194L258 195V193L260 194V193H263V192H264V191H263V192H260V191H259V190H261L263 187L259 189V185H261V184H260V183H259V184L257 183V184H258L257 186H258V191H259V192L256 191V193H254L253 191H255V190L257 189V188H255V185H256V184H255V185H254ZM30 185H29V186H30ZM45 185L42 183V185H40V186H38V187H37V186H36V187L34 186V187H35L36 189L40 187V188L37 189V190H41V189L43 188V191H41V192H42V194L44 195V193H43L44 190L47 192V189H48V188L44 189V186H45ZM59 185L61 186V185H64V184L60 183ZM115 185H117V182H116ZM134 185H136V184H134ZM138 185L140 186V184H138ZM151 185H152V183H151ZM212 185H213V184H212ZM229 185H230L231 187H230ZM240 185H241V184H240ZM29 186H28V187H29ZM46 186H45V187H46ZM53 186H55V185H53ZM95 186H96V184H95ZM95 186L93 185V187H95ZM98 186H97V187H98ZM209 186H210V185H209ZM236 186H237V185H235L234 190L237 189L238 191H240V186H239V188H238V186H237V188H236ZM26 187H23V188L25 189ZM30 187L33 188L32 186H30ZM47 187L50 188V185H48ZM56 187H57V185H56L55 187H52V188H56ZM64 187H65V186H64ZM64 187L62 186V188H64ZM67 187H65V188H67ZM97 187H96V188H97ZM197 187H198V185H197ZM206 187H207V186H206ZM212 187H213V186H210V189H211ZM216 187H218V186L215 185V187H214L215 190H217ZM244 187H243V188H244ZM249 187H250V188H249ZM251 187H252V188H251ZM12 188H14V187H12ZM15 188H16V187H15ZM35 188H33V190H34ZM57 188H59V186H58ZM73 188H72V190L74 191L75 189H73ZM89 188H90V187H89ZM89 188H88V189H89ZM96 188H95V190L97 191L98 189H96ZM98 188H99V189H102V187L100 188V186H99ZM104 188H105V187H104ZM198 188H200V187H198ZM207 188H208V187H207ZM229 188H230L231 190H229ZM17 189H14V190L16 191ZM24 189H23V191H24ZM29 189H30V188H29ZM29 189H28V188L25 189V192H26V190L28 191ZM60 189H61V188L56 189V190H54V191L57 192V190L60 191ZM83 189H84V190H83ZM86 189H87V188H86ZM88 189H87V190H88ZM117 189H119V188L117 187ZM196 189H197V188H196ZM212 189H213V188H212ZM33 190H32V191H33ZM49 190L52 191L53 189H49ZM67 190H68V191H67ZM67 190L63 189V193H61V194H62V196H63V195L65 196V194L68 193L69 196L67 195V197H69V198L66 197V198H67V201H68V199L71 200L72 197L74 198L75 193H77V192L74 191V192H73V193H74V194H73L74 196H73L72 194H69L71 188H70V190H69V189H67ZM87 190H86V192H87ZM90 190H93V188H90L89 191H90ZM95 190H93V192H94ZM103 190H104V189H103ZM105 190H106V188H105ZM105 190H104V192H106ZM120 190H122V189H120ZM120 190H119V193L121 192ZM197 190H199V189H197ZM213 190H214V189H213ZM213 190H212V191H213ZM215 190H214V192H215V195H214L211 191H209V188H208L209 196L214 195L215 198H217L218 195H217V197H216V194H217V193H216ZM237 190H236V191H237ZM17 191H22V190L19 189V190H17ZM17 191H16V192H17ZM23 191H22V192H23ZM32 191H28V193L26 192L27 194H29L30 192L32 193V194H30V196H28L27 198H32L31 195L34 196V198H35V195H34L33 193H36V192H34V191L32 192ZM66 191H67V192H66ZM100 191H101V192H100ZM100 191H99V193H100V194L102 193V195H100L98 192H97V193H98V194H97L96 192L93 193V192L91 191V192H92V195L95 196V197L93 196V198H92V199H94V202H95V204L93 205L94 207H95L96 202H97V201H95V200H97L98 198H101L100 196H102V197L104 198L105 193L103 194L102 190H100ZM122 191H123V190H122ZM238 191H237V192H238ZM241 191H243V190H242V187H241ZM241 191L238 192V193L241 194ZM248 191L254 193V195L251 193V196H248V195H250ZM261 191H262V190H261ZM25 192H23V193H25ZM37 192H38V191H37ZM46 192H45V193H46ZM49 192H50V191H49ZM49 192H47L46 194H48ZM61 192H62V189H61ZM140 192H141V191H140ZM177 192H179V191H177ZM177 192H175V193H177ZM26 193H25V194H26ZM51 193H53V192H51ZM51 193H50V194H51ZM54 193H55V192H54ZM59 193H60V192H59ZM71 193H72V192H71ZM95 193H96V194H95ZM107 193H108V192H107ZM201 193H203V192H201ZM206 193H207V192H206ZM206 193H205V194H206ZM210 193H211V194H210ZM219 193H220V192H219ZM225 193H224V194H225ZM25 194H24V195H25ZM27 194H26V195H27ZM37 194H40V191H39ZM37 194H36V195H37ZM56 194H57V193L52 194V195L54 196V195H56ZM78 194H77V195H78ZM80 194H82V193H80ZM80 194H79V195H80ZM86 194H87V193H86ZM86 194L84 193V195H86ZM121 194H122V193H120L119 195H121ZM131 194H132V193H131ZM133 194H134V193H133ZM138 194H139V193H138ZM156 194H157V193H155V195H156ZM179 194H180V193H179ZM179 194L177 195V198H179ZM203 194H204V193H203ZM48 195H49V194H48ZM71 195H72V196H71ZM77 195H76V197L79 196V195H78V196H77ZM84 195H82L81 198H80V196H79V198H80L81 200H82L83 198L85 199V197H87V195H86L85 197H84ZM106 195H107V194H106ZM136 195H137V194H136ZM157 195L159 196V194H157ZM185 195H186V194H185ZM241 195H242V194H241ZM40 196H41V195H40ZM59 196H60V195H59ZM64 196H63V197H64ZM90 196H91V194H90ZM140 196H142V195L140 194ZM158 196H157V197H158ZM181 196H183V194H182ZM189 196H190V194H189ZM207 196H208V193H207ZM226 196H224V197L226 198ZM237 196L240 197V195H237ZM37 197L40 198L39 196H37ZM169 197H170V196H169ZM171 197H172V196H171ZM175 197H176V195H175ZM175 197H174V199H175ZM239 197H238V199H239ZM0 198H1V196H0ZM42 198H44V197H42ZM42 198H40V199H42ZM53 198H55V196H54ZM56 198H58V195H56ZM56 198H55V199H56ZM79 198H78V201H79ZM95 198H97V199H95ZM103 198H102V199H103ZM105 198L107 199V197H105ZM105 198H104V199H105ZM141 198H142V197H141ZM141 198L138 197V199H141ZM177 198H176V199H177ZM181 198H182V199H185L186 197H184V198L181 197ZM193 198H194V197H193ZM204 198H207L206 195H204ZM209 198H210V197H208V199H209ZM212 198L215 199L214 197H212ZM225 198H223V199H225ZM229 198H230V199H229ZM235 198H236V197H235ZM242 198H243V200H244V197H242ZM84 199H83V200H84ZM88 199L90 200L89 195H88V197H87L86 200H88ZM104 199H103V200H104ZM132 199H133V197H132ZM134 199H135V198H134ZM134 199H133V200H134ZM157 199H158V198H157ZM160 199H161V198L159 197L158 201H159ZM176 199H175V200H176ZM179 199H180V198H179ZM179 199H177V201H178ZM219 199H220V198H219ZM219 199H218V201H219ZM223 199L221 198L220 201L223 200ZM240 199H241V198H240ZM249 199H248V200H249ZM3 200L5 201L6 199H3ZM24 200H26V197H25ZM29 200H30V199H29ZM31 200L34 201L33 199H31ZM37 200H38V199L36 198V201H37ZM70 200H69V201H70ZM73 200H74V199H73ZM76 200H77V198H76ZM81 200H80V201H81ZM83 200H82V201H83ZM98 200L100 201V199H98ZM103 200H102V203H104V204H106V205H108V204L110 203V201H108V200H104V201H106V203L103 202ZM130 200H131V199H130ZM180 200H181V199H180ZM185 200H186V199H185ZM205 200H207V199H205ZM227 200H224L225 203H226ZM7 201H8V200H7ZM7 201H5V203H6ZM36 201L32 202V204H35V203H38V202H39V200H38V202H36ZM45 201H46V200L42 199V202H41V203H45ZM57 201H58V199H57ZM63 201H64V200H63ZM78 201H77V202H78ZM80 201H79V202H80ZM91 201H92V200H91ZM107 201L109 202L108 204H107ZM136 201L139 202L137 199H136ZM141 201H142V200H141ZM155 201H156V200H155ZM158 201H157V202H158ZM160 201H161V200H160ZM207 201H209L210 203H209V202H208V203H209L210 205H212V203H213L212 200H211L212 202L210 201V199L207 200ZM216 201H217V200H216ZM224 201H223V202H224ZM251 201H253V199H252ZM257 201H258V200H257ZM2 202H3V201H2ZM8 202H9V201H8ZM59 202H61V204H62L61 199H60ZM59 202H58V203L55 202L56 204L54 203V205L56 206V205L60 204ZM64 202H65V201H64ZM79 202H78V204L76 203L77 205L74 204L75 207L77 206L76 208H78V205H79V208H78V209H76L75 207H73L74 205H73V203H72L73 206H72V205H71V207L69 206L70 209H69V207H67L69 210L66 208V206H67L66 204H67V203H65V204L63 203L64 205H66V206H65L66 211L68 210V211L70 212V211H72V210L74 209V210L71 212V213H74V211L78 210V211H76V212L71 216V220H72V222H74V219H75V218L80 219V221H82L81 218L84 216V214H85V216H86L87 213H84L82 217H81V215H79V216H80V217H79L78 214L83 213V212H86L87 208L89 207L88 205H92V204H87V203H85V204H87V206H88V207H87L86 205H84V201H83V203H82V202L79 203ZM86 202H87V201H86ZM88 202H89V201H88ZM94 202H93V203H94ZM143 202H144V200L142 201V203H143ZM168 202H169V201H168ZM178 202L182 203V202H184V200H181V201H178ZM178 202H177V203H178ZM188 202H189V201H188ZM223 202H221L222 204H221L220 202H219V203L217 202V203H218V204H221V205L224 204V205L226 206L227 203L225 204V203H223ZM246 202H245V204H246ZM254 202H256V201H254ZM254 202H251L250 204H255ZM69 203H70V202H69ZM74 203H75V202H74ZM90 203H91V202H90ZM102 203H101V202H98V204H100V205H101ZM134 203H135V202H134ZM142 203H141V204H142ZM146 203H148V202L145 201L144 204L146 205ZM165 203H166V202H165ZM165 203H164V204H165ZM205 203H207V202L204 201V203L202 204V206H204V205H205V207L208 206V209H206V211H205V209L203 210V208H201V213L199 212L201 216H202L203 211L205 212V213H204L205 216H202L203 219H202V217H201V219H200V218L198 219V214H199V213H198V212H194V211H197V209L200 210V209H199L200 207L198 208V207L195 206L197 209L194 210V209L192 208V206H193L192 203H191L192 205H190V206H189L190 203H187V202H185L186 205L188 204L187 206L183 205V206L186 207V210H188V213L191 211V212H190V217L194 215V214H193V215L191 214V213H193V212L195 213L194 216L197 215V217H193V221H194V219H195V220L197 219V220H196L197 223H195L194 226H193L192 224H193L194 222H196V221H194L193 223H191V222H192V221H191L192 218L190 219V221L188 220L190 217H189L188 219H186L187 221L185 220V222H187V223L189 222V224H190L191 226H193L194 228H192V227H190V226L187 227L186 224H185V222H184L183 224H184L185 226H184L183 224H182V225H183L184 227H187V228H184V227L182 226V229H181V230L179 229L178 232L175 231V227H174V226H173L174 228L172 227V228L174 229V230L172 229L173 231L170 229L172 232L175 233V235H176L177 233H179V234H177V235H179V236H178V237L176 236L177 238L174 237V236H173V237H174V238H173V237L171 236V239H172V238L174 239V240H173V243H174V244L171 243V244L173 245V246L171 245V247H172L171 249H174V250H173L174 253L177 252V253H179V254H180V252H181V250H182L181 253H183V255H181V254L178 255V256H180L179 258H181L182 256H183V258H184V259L182 258V260H181L182 263H181V264H183V263H184V264H203V263H205V262H207L208 264H209V263H210V264H211V263L214 264V262H215V261L213 262V260H214V256L217 257V254L219 255V252L217 253L216 251H219V247H221V246L223 245L222 243H225V242L222 241V243H221L222 245H221V246H218L217 248L215 247V246H217V245H214V246H213V245L211 244V242H212L213 240H215V238H213V237H216V236L218 235V232H219V230H220L221 228H222V229H221V231H222V230H224L223 227L226 228V230H227V228L229 229V228L232 226V225H231V226L228 225V226H230V227H227L228 222H227V218H225V217H228V214H229L230 218H233V219H234V221H233L232 219H229V218H228L229 223H230V220H232V222H233L232 224H233V226H234V227H233V226L231 227V228H233V230H232L233 232H231V230H230L231 234H232V233L234 234V231H235L234 236L237 235V237H238L239 239L242 238L243 241L246 239L245 237H247V240L249 239V241H252V240L254 239V238L252 237V235H253L252 232H254V231H252L253 228L251 229V227L249 228L247 224H245V223H244V224L241 223V221L244 220V217L246 218V216L243 215L244 211L239 210V211H241L242 213L239 212V211H237L236 213L233 212V211H234V209L232 208L233 205H234V208H236V210H238V207H235V206H236L235 204H232V207H231V205L229 204V203H231V202H229V203H228L229 205L227 204L226 208L223 206V207L225 208L224 211H225V213H226V214L224 215V214L221 212V210H223V208L221 207L222 209L220 210V207H219V206H221V205L218 206L217 203L214 204V203H215V200H214V203H213V204L216 205V208H217V209H218V207H219V210H220V211L217 210V213L213 210V209H215L214 205H213V206H209V204L207 205V204H205ZM2 204H4V202H3ZM61 204H60V205H61ZM63 204H62V205H63ZM136 204H137V203H136ZM136 204H135V205H136ZM138 204L140 205V202H139ZM148 204H149V203H148ZM148 204H147L146 206H148ZM169 204H170V203H169ZM241 204H243V203H241ZM241 204H240L239 209L241 208L242 210H244V208H242V207H244V206H242ZM5 205H6V204H5ZM8 205H9V203H8ZM10 205H11V204H10ZM37 205H40V202H39V204H37ZM41 205H42V204H41ZM54 205H53V206H54ZM62 205H61V207H63V208H61V210H59L60 208H59V209L57 208V207L59 206V205H58V206L55 207V208H57V209L54 208L53 211L57 210L58 212H61L62 209L64 210V206H62ZM100 205H99V206H100ZM255 205H256V204H255ZM11 206H12V205H11ZM11 206H10V207H11ZM13 206H14V205H13ZM35 206H36V204H35ZM85 206H86V210H85ZM93 206H92V208H93ZM97 206H98V205H97ZM104 206H105V205H104ZM104 206L102 205V206H100V207L94 209V212H95V214H96V217H93V214H91L92 217H90V218H88V217H87V218H84V221L82 222V226H81V227H78V224H77V225L75 224V225H73L74 228H73V226H72V228H71V226L68 225L70 222H69V221H68L69 223L66 222V223H68V224H66L67 226L64 228V232H65V230H66V232H68V234H69V232L73 229L72 231H73L74 233H72V231H71V232H70L71 234H69V235L66 234V235H67V236H66L65 233L62 231L64 234L62 233V238H60V237H59V238H60L61 240L63 239V240H62L63 242L60 243V241H59L58 243H60V244L57 243L58 245H55L54 243H51V242H50V245L53 247V244H54V246L56 247V248L54 247L55 250L59 247V245H60V247H61V246L63 247L64 244H65V245H64L65 247H67V245H68V248H69V247H70V246H69L70 244H68V243H69V240H68V239H71V235H72V237H75V235L78 233V232H77L78 230H80L79 233L77 234L78 237H80V238L83 239L84 236H86V235H84V234L82 233L83 230H82V232H81V229H84L85 231H86V229H88V231H90L89 229L92 228V229H91V233H90V232H88V233L86 232L87 235H88V237H87V236H86V237H87V238H91V239L93 240V238H92L93 236H92L91 234H92V233L95 234V233L97 232V229H96V231H95L94 229L97 228V227L100 229V228L102 227V226L100 225V223L103 224V222H105V224H106V222H109L108 220H111V219H112V218L108 219V218H107L108 216L105 215V213H107V215H111V214L114 212V211H111V210H112L111 204L109 205L111 208H110L109 206H108L109 208H107V210H108V209H111L110 211H111L112 213L109 211V213H111V214H108L107 210H105V212H103L104 208L106 209V206H105V207H104ZM136 206L138 207V205H136ZM140 206H141V207H140ZM140 206H139V207L142 209V208H143L142 205H140ZM146 206H144V207H146ZM149 206H150V205H149ZM188 206H189L191 209H190ZM241 206H242V207H241ZM246 206H247V205H246ZM0 207H1V206H0ZM4 207H5V206H4ZM4 207H3V208H4ZM15 207H16V206H14L13 208H15ZM40 207H41V206H40ZM90 207H91V206H90ZM137 207H136V209H137ZM139 207H138V208H139ZM187 207H188L189 209H187ZM195 207H194V208H195ZM205 207H204V208H205ZM209 207H210V208H209ZM211 207H213V208L211 209ZM254 207H255V206L253 205V206H252L253 210L256 209V208L254 209ZM13 208H12L11 210H14ZM36 208H37V207H36ZM38 208H39V207H38ZM92 208H91V209H92ZM140 208H139V209H140ZM149 208H150V209H153V206H152V207H149ZM149 208H148V209H149ZM245 208H246V207H245ZM247 208H248V207H247ZM249 208H250V207H249ZM1 209H2V208H1ZM15 209H16V211L14 212V215H16L15 213L18 211V210H17V207H16ZM34 209H35V208H34ZM139 209H137V211H138ZM141 209H140V210H141ZM145 209H146V208H145ZM150 209H149V211H146L147 213H145V215H147V216H146L147 218L144 216V217L146 218L145 221L142 219V220L144 221V227H145V223H146V224L149 223V222L146 221V220L150 219V218H149V215H150V214L152 215L153 212H156V211H154V209H153V210H150ZM166 209H167V208H166ZM11 210L9 209L8 211L12 213ZM84 210H85V211H84ZM92 210H93V209H92ZM202 210H203V211H202ZM236 210H235V211H236ZM245 210H246V209H245ZM259 210H260V209H259ZM261 210H262V208H261ZM0 211H2V210H0ZM8 211H7V213H8ZM57 211H55V213L53 212L54 215H55L53 219H55V218H59L57 215H60V213H58ZM64 211H65V210H64ZM87 211H90V210L88 209ZM143 211H145V210L143 209ZM143 211L141 210L140 212L143 213ZM165 211H166V210H165ZM167 211H168V209H167ZM167 211H166V212H167ZM213 211L215 212V215H216V216H214L215 219L212 220V219H211L212 217H211L210 215H212L211 213H213ZM218 211H219V212H218ZM247 211H248V210H247ZM56 212H57V213H56ZM69 212H67V213H69ZM140 212L138 211V214H140ZM161 212H163V211H161ZM17 213H18V212H17ZM38 213H39V212H38ZM61 213H62V212H61ZM92 213H93V212H92ZM142 213H141V214H142ZM164 213H165V212H164ZM185 213H186V212H185ZM188 213H187V214H188ZM197 213H198V214H197ZM246 213H247V212H246ZM248 213H249V212H248ZM0 214H1V212H0ZM8 214H10V213H8ZM12 214H13V213H12ZM12 214H11V215H12ZM56 214H57V215H56ZM88 214H89V213H88ZM95 214H94V215H95ZM114 214H115V213H114ZM153 214H154V213H153ZM213 214H214V213H213ZM244 214H245V213H244ZM260 214H261V213H260ZM36 215H38V214H36ZM91 215H89V216H91ZM103 215H104V216H103ZM185 215H186V214H185ZM188 215H189V214H188ZM256 215H257V214H256ZM0 216H2V215H0ZM16 216H17V215H16ZM56 216H57V217H56ZM67 216H68V214H67ZM77 216H78L79 218H78ZM85 216H84V217H85ZM105 216H106V218L108 219L107 221H106V219H105ZM112 216H113V214H112ZM117 216L120 217V215H116V216L114 215V217H116V218H117ZM139 216H140V215H139ZM139 216L137 215V218H138ZM142 216H143V215H141V218H142ZM209 216H210V218H209ZM224 216H225V217H224ZM231 216H232V217H231ZM242 216H243V217H242ZM249 216H250V215H249ZM109 217H111V216H109ZM114 217H113V218H114ZM183 217H184V216H183ZM185 217H186V216H185ZM185 217H184V219H185ZM187 217H188V216H187ZM204 217H205V218H204ZM10 218H12V217H10ZM116 218H115V220H116ZM134 218H135V217H133V219H134ZM137 218H135V219H137ZM240 218H241L242 220H240ZM253 218H254V217H253ZM256 218H257V217H256ZM67 219H68V217H67ZM69 219H70V217H69ZM77 219H75L76 222H77ZM82 219H83V218H82ZM117 219H118V218H117ZM126 219H127V218H126ZM135 219H134V220H135ZM139 219H140V217H139ZM247 219H249L248 216H247ZM55 220H56V219H55ZM55 220H52V223H53V224L57 221V220H56V221H55ZM115 220H114V221H115ZM120 220H124V219H121V218H120ZM130 220H131V224L129 223L130 221H128V219H127L128 224L132 225V221H133V220H132V219H130ZM140 220H141V219H140ZM142 220H141V222H142ZM198 220H199L200 222H199ZM53 221H54V222H53ZM111 221L113 222L112 224H113L114 226H112V225L110 224ZM111 221L109 222V224H110L113 228L116 227L117 225L115 226V223H116L117 220L115 221V223H114L113 220H111ZM148 221H149V220H148ZM178 221H179V224H180V223H182L181 221H184V220L182 219L181 221H180V220H178ZM178 221H177V222H178ZM246 221H247V220H246ZM263 221H264V220H263ZM50 222H51V219H50ZM50 222H48L49 225L52 224V223H50ZM118 222H120V221H118ZM118 222H117V223H118ZM125 222H126V221H125ZM35 223H36V222H35ZM35 223H32V222H31V227L34 226ZM46 223H47V222H46ZM74 223H75V222H74ZM77 223H78V222H77ZM79 223H80V222H79ZM117 223H116V224H117ZM121 223H122V227H120V228L125 232L126 229H125V228L123 229V225H124V227H125V225H126V228H127V227H128V226H127V222H126V224H123L124 222H121ZM121 223H120V224H121ZM133 223H136V224H135V225H136L135 228L137 229V232H136L137 234L135 233V234H136V235H135L134 232L132 231V230L134 229V227L131 228V231H132L133 233H132L131 231H129V229H128L129 232L126 231V232H128V233H126V234L128 235L129 238H132V237L134 238V240H132V242H133V241L136 242V241H135V240H136L135 237H137L139 234L144 233L146 230H147V231L145 232V235H147L148 237H149L150 235H149V234H146V233H149V232L152 233V232H153V231H151V230H149V232H148L147 225H146V227H145L146 230H144V229H143L144 227L141 226V227H142L141 229H143L144 231L141 232V233H139L141 229L139 230L137 226H138V224L140 223V221H138V222H137V221H136V222L134 221ZM261 223H262V222H261ZM32 224H34V225H32ZM36 224H37V223H36ZM55 224H58V223L56 222ZM55 224H54V226H55ZM61 224H62V223H61ZM61 224H60L59 226H61ZM97 224H98V226H97ZM107 224H108V223H107ZM118 224H119V223H118ZM120 224H119V226H120ZM175 224H177V223H175ZM189 224H188V225H189ZM230 224H231V223H230ZM37 225H39V224H37ZM37 225H36V226H37ZM41 225H42V224H41ZM80 225H81V224H80ZM80 225H79V226H80ZM110 225H109V226H110ZM130 225H129V226H130ZM135 225H133V226H135ZM140 225H142V224H140ZM153 225H154V224H153ZM180 225H181V224H180ZM245 225H247V226H245ZM262 225H263V224H262ZM56 226H58V225H56ZM56 226H55L54 228H55V229L57 228L56 230H57V233H58V234L56 233V231L54 232L55 229L53 230V229L51 228V231H53L54 233H49L50 235H52V236H53V235H58V236H59L60 231H61L62 228H63V227H62L63 224H62V226H61V230H60V231H59V229H58L59 227H56ZM64 226H65V225H64ZM69 226H70V227H69ZM76 226H77V228H76ZM93 226H95V228H94ZM96 226H97V227H96ZM99 226H100V227H99ZM104 226L106 227V225H104ZM109 226L107 225L108 228L106 227L108 230H105V229H104V230H105V231L103 232L104 234H102V232H101V233L99 232L100 234L103 235L102 237L100 236V234L98 235V232H97L96 235H98L99 238H98V237L94 238L95 241H96V239L98 238V240L95 242V244H93L94 242H92L91 240H90V243L87 242L88 239L85 238V239H86L85 242H87V245H86L85 248H87V250H88V249H89L88 246H89L90 244H93L94 246L97 245V246H95V247H93V245H90V246H89V247L91 248V250L94 248L93 250L95 251V250H96L95 248L98 247V244H101V245H102L103 243H105V245H102V248L99 247V249L101 248L100 251L107 252V253L109 252V253H110V251L112 252L111 249H114V250H113V253H114L116 247H118L119 244H117V246H115L116 243H115V244L113 243V244H114V245H113L114 248H111L112 245L108 246V247H110V251H108L109 249H106V251H105V250H102V249H104V247L106 246V243H107V245H109L110 243L112 244L113 241H114V242L117 241V242L119 243V240H114V238H117V235H118V234H116V233H117V231L119 230V229H118L119 227H118V226H117L118 228L116 227L118 230H116V233H114V231H115L116 228H114V229L112 228V229H111V228H109ZM175 226H176V225H175ZM49 227H50V226H49ZM52 227H53V225H52ZM68 227H69V230H67ZM150 227H151V226H148V228H150ZM178 227H180V226L178 225ZM218 227H219V228H218ZM238 227H240V228H244V229L248 228L249 231H248V233H247V232L244 233L246 230H245V231L243 230L244 232H242L241 229L238 228ZM35 228H37V227H35ZM78 228H79V229H78ZM93 228H94V229H93ZM128 228H130V227H128ZM139 228H140V226H139ZM151 228H152V230L154 229V227H151ZM151 228H150V229H151ZM176 228H177V226H176ZM214 228H215V231H214L215 233H216V231H218V232L216 233V234H217L216 236H213V235H215L214 232H213V229H214ZM38 229H39V227H38ZM70 229H71V230H70ZM74 229H75L76 231H74ZM77 229H78V230H77ZM99 229H98V231H101L103 228L100 229V230H99ZM177 229H178V228H177ZM239 229H240V231H238ZM262 229H263V228H262ZM4 230H5V229H4ZM35 230H37V229H34V228H33V231H35ZM122 230H121V231H122ZM138 230H139V231H138ZM260 230H261V229H260ZM85 231H84V232H85ZM92 231H93V232H92ZM102 231H103V230H102ZM123 231H122L121 233H123ZM134 231H135V230H134ZM155 231H156V230H155ZM181 231H182V232H186V234H184V235L182 236V234H181L182 232H181ZM221 231H220V232H221ZM224 231H225V230H224ZM224 231H222V232H224ZM227 231H228V230H227ZM255 231H257V229H255ZM258 231H259V230H258ZM258 231H257V232H258ZM262 231H263V232H262ZM262 231H260L262 234H261L260 232H258L259 234H261V235L259 236L260 239H259V238L256 239L257 241H258V240H262V242L260 241L261 244L264 242V238H263V237H264V236H263L264 230H262ZM75 232H77V233H75ZM94 232H95V233H94ZM130 232H131V233H130ZM159 232H161V231H158V232H157V236L159 235ZM176 232H177V233H176ZM239 232H240V233H244L245 235L243 234V235H244V236H243V235L239 234ZM80 233H82V234H80ZM89 233H90V234H89ZM118 233L121 234L120 231H119ZM154 233H155V232H154ZM154 233H152V235H153V237L155 238L156 234H155V236H154ZM163 233H164V232H163ZM163 233H161V234H163ZM165 233H166V232H165ZM165 233H164V234H165ZM169 233H171V232H169ZM174 233H173V234H174ZM227 233H229V231H228ZM227 233H226V234H227ZM74 234H75V235H74ZM79 234H80L81 236H79ZM114 234H116V235H114ZM129 234H131V235H129ZM132 234L135 235V237H134ZM166 234H167V236H168V238H169L170 236L168 235V232H167ZM180 234H181V235H180ZM220 234H221V233H220ZM224 234H225V233H224ZM30 235H31V234H30ZM30 235H26V237H27V236L29 237ZM64 235H65V236H64ZM73 235H74V236H73ZM82 235H84V236H82ZM89 235H90L91 237H89ZM122 235H123V236H122L123 238H125V237L127 236V235H126V236L124 237L125 233L122 234ZM143 235H144V234H143ZM145 235H144V236H145ZM170 235H172V234H170ZM207 235H212L213 237H210V236H207ZM227 235H228V234H227ZM21 236H22V235H21ZM21 236H20V238H19V242L23 241V239H24V240H28V239H29L27 243H26V242L24 243V241L21 242V243H23V245H26V247H27V245H28L32 240H33V242H31V243H33V245H32V244H29V245H32V246L35 245V243H34L35 238H33V239L30 241V239L32 238L31 236H30L28 239H26L25 237L22 239L23 236H22V237H21ZM52 236H51V237H52ZM60 236H61V235H60ZM63 236H64L65 239L63 238ZM77 236L75 237L76 239H77ZM114 236H115V237H114ZM118 236H119V235H118ZM141 236H142V235H141ZM141 236H138V237H141ZM147 236H146V237H147ZM167 236L165 237V236L162 235V238L165 237V239H166ZM180 236H182L183 238L180 237ZM231 236H233V235H231ZM231 236H229V237H231ZM67 237H69V238H67ZM119 237H120V236H119ZM119 237H118V239H119ZM148 237H147L146 239H149ZM159 237H160V238H157V237H156V238H157V241H152L154 245L152 244V242H151V243L149 242V240H152V239H149L148 242L150 243L151 246L153 245L152 247L156 246V247H157V250L161 251L159 254L162 253L163 255H166L165 258H167V256H168L169 254L171 255V257L174 258L175 256H172L173 254H172L171 252L169 253L170 250H168V249H169L170 247H167V246H169V245H167V244H168L167 242H169L168 238H167V242H166V240H164V238H163V241H164L163 243L165 244V242H166V245H164V246L167 247V248H164V247L162 246V248H164V249H163V250H162V249L160 250L161 247L159 246V249H158V245L156 244V242H157L158 244H160V245L162 244V240H161V243H160V239H162V238H161L160 235H159ZM254 237H255V236H254ZM80 238H79V239H80ZM144 238H145V237H144ZM144 238H143V239H144ZM150 238H152V236H150ZM156 238H155V240H156ZM175 238H176V240H175ZM232 238H233V237H232ZM238 238H236V239L234 238L236 241H235V240L233 241V239H229L228 242L226 241L228 244L225 245V244H226V243H225L224 245H225V246H228V247L225 248V249H226L225 252H228V254H227V253H224V256H225V257L222 255V256L224 257V259L222 258L223 261L221 260L222 262H220V263H223V264H238V261L241 262L242 259H243L242 257H243L244 255H245V258H246V255H247V254H246V251L244 250L245 252H243L242 250H243L244 248H243V249L240 248V247H242V245H243L242 242H240V243L242 244V245L239 247L240 250L237 251L238 248H237L236 246H237L238 244L235 243V242H237V239H238ZM252 238H253V239H252ZM37 239L40 240L41 238H40V239L37 238ZM51 239H52V238H50V241H52ZM55 239H57V238L55 237ZM66 239H67V240H66ZM79 239H78V240H79ZM126 239H127V238H126ZM138 239H140V238H137V240H138ZM169 239H170V238H169ZM171 239H170V242H172ZM239 239H238V240H239ZM17 240H18V239H17ZM17 240H16V241H17ZM20 240H21V241H20ZM42 240H44V239H42ZM42 240H41V241H42ZM46 240H47V239H46ZM64 240H66L65 242L68 241V243H65ZM120 240H121V238H120ZM123 240H125V239H123ZM123 240H122V241H123ZM158 240H159V241H158ZM231 240H232L235 244L232 243ZM247 240H246V241H247ZM36 241H37V240H35V242H36ZM41 241H38V242H41ZM47 241L49 242V239H48ZM71 241H72V239H71ZM71 241H70V243H72ZM82 241H83V240H81V241H79V242H82ZM127 241H128V240H127ZM138 241H139V240H138ZM140 241L143 242L142 240H140ZM140 241H139V242H140ZM145 241H146V240H145ZM145 241H144V244H147V246H148V242L145 243ZM239 241H240V240H239ZM246 241H245V242H246ZM249 241H247V243H251V242H249ZM254 241H255V240H254ZM254 241L252 242V244L255 243ZM45 242H46V241H45ZM45 242H44V244H45ZM109 242H110V243H109ZM123 242H124V241H123ZM123 242H122V244H123ZM125 242H126V241H125ZM154 242H155V243H154ZM218 242H219V241H218ZM62 243H63V245H62ZM88 243H89V244H88ZM108 243H109V244H108ZM120 243H121V241H120ZM136 243H137V242H136ZM212 243H213V242H212ZM14 244H15V242H14ZM37 244H38V243H37ZM37 244H36V245H37ZM47 244H48V243H47ZM47 244H46V245H47ZM122 244H121V245H122ZM126 244H127V243H126ZM144 244H142V245H144ZM169 244H170V243H169ZM215 244H216V243H215ZM217 244H218V243H217ZM236 244H237V245H236ZM255 244H257V243H255ZM261 244H260V245H261ZM40 245H41V244L38 245V248L40 247ZM79 245H82V243H80ZM121 245H120V247H121ZM123 245H124V244H123ZM135 245H136V244H135ZM138 245H139V243H138ZM140 245H141V243H140ZM140 245H139V246H140ZM150 245H149V246H150ZM244 245H245V244H244ZM258 245H259V244H258ZM17 246H18V244L16 245V249H14L13 251L16 252L17 249H18V251H19V250L21 251V248H20V247H22V245H20V243H19V246H18V247H17ZM57 246H58V247H57ZM83 246H85V245H83ZM147 246H146V248H147ZM149 246H148V247H149ZM212 246H213V247H212ZM234 246H235V247H234ZM34 247H35V248H34ZM34 247H32V248L35 249V250H33V252H32V249H30L31 246H29V248H27V249H30L29 252L34 253V252L38 249V248L36 249L37 246H34ZM60 247H59V249H62V247H61V248H60ZM71 247H74L73 244H71ZM92 247H93V248H92ZM106 247H107V246H106ZM106 247H105V248H106ZM144 247H145V245H144ZM144 247H143V248H144ZM214 247H215V250H216L215 252L217 253V254H215V255H214L215 252L213 253V249H214ZM23 248H25V246H24ZM40 248H41V247H40ZM45 248H46L45 251H47V246H46ZM54 248H53L52 252L50 253L51 255H52L53 252H54ZM63 248H64V247H63ZM123 248H124V247H123ZM125 248L127 249L126 245H125ZM146 248H144V249H146ZM149 248H150V247H149ZM182 248H184V249H182ZM221 248H222V247H221ZM223 248H224V246H223ZM223 248H222V249H223ZM254 248H255V247H254ZM12 249H13V246H12ZM12 249H11V250H12ZM42 249H43V250H42ZM48 249H49V247H48ZM51 249H52V248H50V251H51ZM59 249H57V253H56V254L54 253V255H56L55 257H57V254H58V250H59ZM64 249H65V248H64ZM99 249H97L96 251L98 252ZM141 249H142V248H141ZM154 249H155V247H154ZM154 249H151V250L153 251ZM165 249L168 250V253H169V254H168L167 252H165V253H167V254H165V253L162 252V251H164ZM225 249H224V250H225ZM245 249H246V248H245ZM261 249L263 250V248H261ZM25 250H26V248H25ZM25 250L23 249V252H24ZM41 250H42V253H43V252H44V248H41ZM65 250H66L67 253L65 252ZM65 250H64V252H65L66 254H63V255H60V256H61V257H62V256L64 257V256L66 255V256L64 257V259H66V260L62 259L63 257L61 258V257L58 255L61 259H60L59 257H57V258H58V261H57V260H54V261L57 262V264H58V263H63V264H64V261L66 262L68 257L73 258L72 256H69V252H68L67 248H66ZM89 250H90V249H89ZM89 250H88V251H89ZM91 250H90V251H91ZM93 250H92V251H93ZM118 250H119V247H118ZM157 250H154V251H157ZM220 250H221V249H220ZM227 250H228V251H227ZM18 251H17L16 253L13 252L12 255H13V256H14L15 254L17 255ZM48 251H49V250H48ZM62 251H63V249H62ZM62 251H61V253H62ZM100 251H99V252H100ZM116 251H117V250H116ZM120 251H121V250H120ZM120 251H119V252H120ZM122 251H123V250H122ZM124 251H125V250H124ZM124 251H123V252H124ZM171 251H172V250H171ZM256 251H257V250H256ZM27 252H28V250H26L24 253H27ZM39 252H41V251H39ZM97 252H95V253H97ZM117 252H118V251H117ZM117 252H116V253H117ZM209 252H210V253H209ZM220 252H222V250H221ZM223 252H224V251H223ZM223 252H222V253H223ZM237 252H239V253L242 252L243 254H244V253H245V254L242 255V254L240 253V254L242 255V257H241L239 253L237 254ZM252 252H253V250H252ZM7 253H8V252H7ZM42 253H39V254H38V252H35V254H34L33 256H36V254H37V256L40 258V260L38 259V257L36 258V260L38 259L39 261L44 260V259H41V257L44 258L45 256H46V257L49 256V255H48L49 252H45V253H44L45 256L40 255V254H42ZM47 253H48V254H47ZM109 253H108V254H109ZM150 253H152V252H150ZM258 253H259V252H258ZM19 254H21L22 256L25 255V254L23 255L21 252H20ZM30 254H31V253H30ZM59 254H60V253H59ZM67 254H68V255H67ZM70 254H71V253H70ZM92 254H94V253H92ZM105 254H106V253H105ZM123 254H124V253H123ZM162 254H161V256H162ZM225 254H227V255H225ZM255 254H256V253H255ZM12 255L10 254L9 257L7 256V259H6V260H3V259H2L3 261H2V262L0 261V264H14V263H13L14 259L17 258V259H15V260L17 261V260H18V257H16V255H15V256H14L15 258L13 257V258H14V259H13V258L11 257ZM21 255H20V256H21ZM26 255H27V254H26ZM28 255H29V254H28ZM47 255H48V256H47ZM51 255H50V256H51ZM118 255H120V254H118ZM170 255H169V256H170ZM211 255H212V257H211ZM20 256H19V259H20ZM156 256H157V254H156ZM158 256H159V255H158ZM178 256H177V258H178ZM239 256H240V257H239ZM253 256H254V255H253ZM28 257H29V256H27V258H28ZM55 257H53V259H54ZM111 257H112V256H111ZM171 257H168L169 260H170ZM247 257H248V255H247ZM21 258H22V257H21ZM23 258H25V257H23ZM29 258H30V257H29ZM29 258H28V259H29ZM57 258H56V259H57ZM152 258H153V259H152ZM152 258H151V259H152L151 261L154 260V257H152ZM168 258H167V259H168ZM173 258H172V259H173ZM177 258L175 257V258H174L175 260L173 259V262H175V263L177 262V264H178V262H179L180 260H179V258H178V259H177ZM239 258H240V260H239ZM245 258H244L243 260H244L245 262H249V259H250V258H248V261L245 260ZM28 259L25 258L23 261L26 263V260L28 261ZM47 259H49V261H50V258H46V261H45L46 263L48 262ZM53 259H52V260H53ZM59 259H60V260H59ZM159 259H160V258H159ZM167 259H165V260H167ZM176 259H177L178 261H177ZM215 259H220V258L217 257V258H215ZM21 260H22V259H20L19 261L21 262ZM29 260H30V259H29ZM62 260H63V261H62ZM72 260H73V259H72ZM124 260H125V259H124ZM149 260H150V259H149ZM155 260H156V259H155ZM155 260L153 261V262H155V264H156V263L159 264V262L162 263V261H159V260H158V261H159V262H158V261L156 260V261H157V262H156ZM169 260H167V261L171 263L172 261H171V260L169 261ZM61 261H62V262H61ZM120 261H121V260H120ZM120 261H119V262H120ZM151 261H150V263H151ZM250 261H251V260H250ZM14 262H15V261H14ZM20 262L17 261L16 263H20ZM33 262H34V261H33ZM45 262H44V261H43V262H38V261H37V262H35V263H36V264H40V263L43 264V263H45ZM50 262H51V261H50ZM50 262H48V264H49ZM56 262H55V263H56ZM72 262L74 263V261H72ZM72 262H71V263H72ZM119 262H118V264H119ZM123 262H124V261H123ZM125 262H126V261H125ZM125 262H124V263H125ZM141 262H142V264H143V261H141ZM146 262H148V263H146ZM146 262H144V264H150L148 260H146ZM153 262H152L151 264H153ZM73 263H72V264H73ZM120 263H122V262H120ZM126 263H127V262H126ZM126 263H125V264H126ZM241 263L243 264L244 262L242 261ZM21 264H23V263H21ZM31 264H32V263H31ZM74 264H75V263H74ZM112 264H115V263H112ZM122 264H123V263H122ZM127 264H129V263H127ZM130 264H131V263H130ZM132 264H134V263H132ZM138 264H139V263H138ZM140 264H141V263H140ZM164 264H165V261H164ZM166 264H167V262H166ZM171 264H172V263H171ZM179 264H180V262H179ZM216 264H218V263H216ZM245 264H246V263H245ZM247 264H249V263H247Z\"/></svg>",
    "mask_w": 264,
    "mask_h": 264
},
{
    "label": "crops",
    "instance_id": "crops-1",
    "mask_svg": "<svg viewBox=\"0 0 264 264\" xmlns=\"http://www.w3.org/2000/svg\"><path fill=\"white\" fill-rule=\"evenodd\" d=\"M120 1L121 0H119L118 3L122 2ZM129 1L126 0L125 2L127 3ZM136 1L140 2L142 0H136ZM147 1L148 0H146L145 2ZM174 1L177 2L178 5V11H177L178 14H180V16H182L184 19L190 20L193 26L199 29L198 31L199 37L198 39H196V41L198 43L200 42V45L204 43L203 50L209 49V52L208 50L207 52L204 50L205 52L202 51V53H198L197 56L194 54L193 58L191 57L192 59L188 58L182 65H179L176 68L181 71L183 70L190 72L195 77V79L192 82V86L194 87V90L199 87H201L199 89L202 90L203 88L202 86L210 79L208 77L210 75L212 76V74H209V71L210 72L217 71L219 73L218 75L219 77L216 76L217 85H218L217 87L218 88L222 87L226 89L224 95L236 92L241 96L243 95L245 97L247 96V98L250 100L253 99L252 101L256 102V115L258 121V122L256 121L257 128L255 135L258 137L259 140L257 139L258 141L257 140L256 141L259 142L260 138L261 139L263 138L262 139L263 141L262 140L261 141L264 143V17L263 16L260 17V18L263 17L260 22L262 24L260 25L262 27V32L256 34V38L258 40L257 41L256 38L253 36V34H251L252 30L250 28L251 26L250 24L254 23L253 21L254 18L252 17L253 14L251 15V13L253 12L251 11L252 10L251 4H253V2L252 3L248 2V0H234V1L233 0H174ZM130 5H135V4L125 5V8H131L132 6ZM262 14H264V12ZM217 39L220 42L223 41L222 44L225 47L224 48L222 46L221 48L222 51L220 50L219 52H218V48H216L217 46L215 43ZM213 42L215 46H212ZM212 49H214V51L216 50L217 52H215L214 54V51ZM203 53L205 54V56ZM200 54L201 56H199ZM232 57L235 59L236 63H234L233 61L234 59ZM219 58L221 60H219ZM222 59L225 61L224 65L225 66L227 65L226 67H223L224 65L223 63H221ZM217 66L220 69H218ZM218 70H220L221 72ZM226 75H229L227 76V78L229 79L226 78ZM228 80L229 82L231 81V83L233 84H229ZM203 82L205 83L203 84ZM227 87L229 89H227ZM181 92H179V95L182 94L184 91L182 93ZM185 93H186V95L184 94L185 97L183 95H180L183 96L180 97L177 93L178 97L176 94H175L176 96L173 94L174 97L171 96L170 98L171 99L173 98L175 100L177 97V99L179 100L181 98V101L188 100L190 98L188 96L189 94L187 95V92ZM250 96L251 98H249ZM195 100L196 98H194V101ZM261 135H263V137H261Z\"/></svg>",
    "mask_w": 264,
    "mask_h": 264
},
{
    "label": "snow or ice",
    "instance_id": "snow-or-ice-1",
    "mask_svg": "<svg viewBox=\"0 0 264 264\" xmlns=\"http://www.w3.org/2000/svg\"><path fill=\"white\" fill-rule=\"evenodd\" d=\"M248 2L262 3L264 4V0H248Z\"/></svg>",
    "mask_w": 264,
    "mask_h": 264
}]
</instances>
